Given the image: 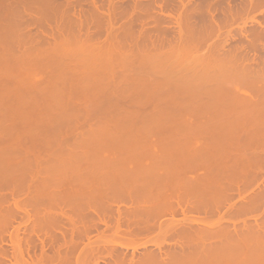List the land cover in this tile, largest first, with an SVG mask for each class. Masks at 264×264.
Listing matches in <instances>:
<instances>
[{"label": "rangeland", "instance_id": "rangeland-1", "mask_svg": "<svg viewBox=\"0 0 264 264\" xmlns=\"http://www.w3.org/2000/svg\"><path fill=\"white\" fill-rule=\"evenodd\" d=\"M51 1H53V2H50V3H52V4H50V5H47V7L49 8L48 9V11H47V9L45 10V11H47L46 13H48L47 14V19H48V21L46 22L45 20H43V21H45V22H43V23H45V24H42V26H41V23H40V26H39V24L38 25H36V23H35V25H34V23L33 22H29L28 24H29V26L26 24V23H23L22 25H21V27H19L20 25H19V23H21V20H20V22L18 23L17 21V25H19V26H16V24L14 25L15 26V28H17V29H15V28H13L14 29V31L15 30H17V33L18 34H20V32L23 34V32H24V34L25 35H27L26 33H27V31L29 30L31 33H32V35H34L35 36V34L37 35V34H40L41 35V33H42V31L44 32V31H46V32H51V33H53V35H55L54 37H55V39H54V37H50L49 38V36H53V35H51V34H49V36H47V37H45V38H47L46 39V41H43L42 39H44L45 40V38L43 37V38H41V37H39L38 35V37L37 38H35V39H33L32 37H31V33H29L28 32V35L27 36H29L30 35V37H28L27 38V36H25V38H27L30 42H32V41H34L35 40V42H32V44H30V46H29V43H27V44H24V43H22V41L21 42H16V43H13V44H8L7 42H0L1 44L0 45H4V49L6 48V49H9V48H11L12 47V49L11 50H13L11 53L10 52H5V50H1V47H0V58H3V57H1V55L2 56H4L5 58L4 59H6L7 57L9 58L10 57V55H11V57H12V59L11 58H9V61H6V60H4V59H2V60H4V61H2V62H4V64H6L5 62H7V64L8 65H4L3 63H2V65H0V67H2L0 70V92L2 91V90H5L4 92H7L6 94L3 92L2 94L0 93V95H2V97L0 96V100H1V102L0 103H2V104H0V122H2V123H0V128H2V130L0 129V151L3 153V152H5V151H2V150H5V149H2V148H4V147H9V142H10V137L12 138V136L15 134V131H16V133L17 132H19L20 134H22V132H20L18 129H19V127L22 125L23 126V124H20V122L21 123H24V121L26 120H28V122L30 121V120H33V123H34V119L36 120V123H38L37 122V120H39V119H42V124L40 125V127L39 128H44V125L46 124V122H50L49 123V125H51L50 127L48 126V128L49 129H47L46 127H45V133H48L47 131H49L50 132V129L53 127V129L52 130H54L55 128H56V130H54L53 132L55 133V131L56 132H59L60 130H61V134H62V132L64 131H66V129L68 130V132L71 130V127H72V125L75 123L76 125L79 123L80 124V121H81V123L83 122V127H79L78 125L76 126L75 124H74V126H75V129L77 128V130H75L74 129V132L73 133H75L76 131V134H74V135H72V133H68L67 132V134H66V132H65V134H63V136L64 135H67L68 137H69V135L70 136H72V138L71 137H69V139L71 138L72 140H74L73 142H75L76 140V138H77V136H78V138L80 137L81 138V134H84V133H86V131L85 130H89L91 133H93L92 131H94L95 129L94 128H96V125H98V128H99V125L100 124H103L104 122L105 123H108L109 125H110V130H112L113 131V129L115 128V126L116 125H120L121 124V127H124L123 129L121 128V130H123V131H121L120 130V127L118 128V129H116L115 128V130H117L116 131V134L115 135H117V138H118V134H117V132L118 131H121V132H124V130H125V128L127 129V125L128 126H130L131 125V127H133L134 125V123L136 124V122H137V125H135V127L137 126V128L140 126L139 124H141L142 125V122L144 123V124H146L145 123V121H147L148 122V120L149 121H151V119H152V121L155 119V122H156V124L157 125H151L152 126V128H154V127H157L156 129L154 128V130L153 131H155V130H160L161 129V131H160V133L163 135L164 134V132H165V135H163L164 137H165V141L168 139H170L169 141L167 140V142H169L170 144H173V142H175V144L177 143V145H178V142L177 141H179L181 138L183 139H181L179 142H183V143H187V144H189V142L190 141H192V146H194V147H197V145H196V142L197 141H201V142H203V144L205 143V145H206V143H207V141L206 142H204L205 141V139H209V141H210V137H208L209 135L207 134V137L205 136V134H203V133H205L206 131H207V124H211V123H209L208 122V119H207V117H208V115H206L205 114V112H204V114L207 116V117H204V116H202V117H198V116H200L199 115V113L197 112H195L196 114H198V116L195 114V115H192V112H193V114H194V109H193V111L190 113V112H187V111H185V113L187 112V114H185L183 111L184 110H178L179 112L180 111H182L184 114H185V116H183L184 114L183 113H181V115L177 112V111H174V108L176 107L175 105L176 104H174V105H172V104H170L171 103V101L173 100V102L175 101V103H176V101H178V103L180 102L181 104L182 103H184L185 104V102H188L189 100H191V103H193V106L195 105V107H196V102L192 99V97L194 96V94L195 95H199L198 97L197 96H194L193 98L196 100V97H197V99H198V102H200V104L202 103V102H204V104H206V105H208V103L211 105L212 104V106H216V105H219V102L220 101H222V102H220L221 104H223V103H229V104H226V106L227 105H231V106H233V107H240V108H238L239 110L240 109H243L244 107H246V104H248L249 102L248 101H250L251 103H249V104H252V105H250V106H252V107H248L249 106V104H248V108H253L254 107V105H255V107L257 108V109H259L260 107L261 108H263V104H264V78L262 77V76H264V29H263V27H264V0H130V1H128V0H113V2L111 1V0H92V1H94V2H92L91 0H70V1H73L74 3H72V2H70L69 4H71V6L69 5V7H70V9H72L71 11H70V9L69 8H67L66 7V2L65 3H63V0H51ZM60 1H62V3H60ZM143 1H145V2H143ZM243 1V2H242ZM263 1V2H262ZM58 2V3H57ZM81 2V3H80ZM83 2V3H82ZM99 2V3H98ZM107 2H109L108 4H107ZM143 4H142V3ZM167 2V3H166ZM246 2V3H245ZM259 2H260V4H262V5H260L259 4ZM96 4L95 6H93V4ZM103 3V4H102ZM110 3H115V8L113 7V4H110ZM136 3H137V5H136ZM184 3V4H183ZM195 3V4H194ZM214 3V4H213ZM255 3V4H254ZM39 3H37V6L39 7V5H38ZM40 4L42 5L43 4V2H40ZM55 4H57V5H55ZM126 4V5H125ZM173 4V5H172ZM180 4V5H179ZM182 4V5H181ZM187 4V5H186ZM258 4V5H257ZM53 5H55V6H53L55 9H53V7L52 6ZM59 5V6H58ZM63 5V6H62ZM65 5V6H64ZM112 5V6H111ZM143 5V6H142ZM148 5V6H147ZM166 5H168V7L166 6ZM170 5V6H169ZM201 5V6H200ZM204 5H205V7H204ZM257 5V6H256ZM51 8H50V7ZM61 6L63 7V9L61 8ZM88 6H90V7H88ZM103 8H102V7ZM137 6V7H136ZM191 6V7H190ZM213 6H214V9H213ZM255 6V7H254ZM261 6V7H260ZM57 7H60V8H57ZM87 7V8H86ZM97 7H99V8H97ZM125 7V8H124ZM160 7V8H159ZM179 7V8H178ZM233 7V8H232ZM248 7V8H247ZM65 8V9H64ZM162 8V9H161ZM216 8V9H215ZM259 8H260V10H259ZM58 9V10H57ZM61 9V10H60ZM92 9V10H91ZM94 9L96 10V11H94ZM100 9V10H99ZM125 9V10H124ZM130 9V10H129ZM205 9V10H204ZM233 9V10H232ZM51 10V11H50ZM55 10H57V11H55ZM68 10V11H67ZM83 10V11H82ZM120 10V11H119ZM133 10V11H132ZM137 10V11H136ZM197 10V11H196ZM208 10V11H207ZM238 10V11H237ZM259 10V11H258ZM54 11V12H53ZM63 11H65V12H63ZM66 11H67V14H66ZM103 11V12H102ZM104 11H105V13H104ZM109 11V12H108ZM113 11V12H112ZM139 11V12H138ZM150 11V12H149ZM152 11V12H151ZM216 11V12H215ZM245 11V12H244ZM254 11V12H253ZM53 14H52V13ZM110 12H112V13H110ZM134 12V13H133ZM196 12V13H195ZM60 13H62V15L59 14ZM65 13V14H64ZM82 13L85 15L86 14V16L84 17V15H82ZM89 13V14H88ZM91 13V14H90ZM99 13V14H98ZM107 13H108V15H107ZM111 14V17L113 18V23H109L108 21L111 19L110 17H107V16H110V14ZM226 13V14H225ZM237 13H238V15H237ZM33 14V13H32ZM52 14V15H51ZM56 14V16L55 17H53L54 15ZM68 14H69V17H67L68 16ZM70 14H71V16L72 17H74L73 19H74V22H75V24L78 22V19L76 20L75 18H79L77 15L79 14L80 16H83L84 18H86V20H88L87 22V25H89V28L87 29V28H85V30H84V28L83 27H88L87 25H85L84 26V24L86 23V21L83 19L82 21L84 22H82V24H81V22H79V26L81 25L82 26V28H80L79 27V30H80V33L78 32L79 30H78V28H77V25L78 24H76V28L74 29V27H75V24H74V22H73V20H72V17L70 16ZM104 14V15H103ZM144 14V15H143ZM150 16H149V15ZM197 14H199V15H197ZM263 14V15H262ZM35 15V14H34ZM65 15V16H64ZM90 15H91V17H90ZM131 15V16H130ZM138 15V16H137ZM207 15V16H206ZM63 17V18H61L60 19V17ZM99 16H100V18H101V16H103L101 19L99 18ZM105 16V17H104ZM115 16V17H114ZM143 16V17H142ZM210 16V17H209ZM230 16V17H229ZM239 16V17H238ZM181 17V18H180ZM209 17V18H208ZM248 17V18H247ZM49 18H51L52 20H50ZM68 18H70V19H68ZM115 18V19H114ZM149 18V19H148ZM152 18V19H151ZM228 18H229V20H228ZM245 18V19H244ZM252 18V19H251ZM8 18H6L5 19V22L3 23L2 21H0L1 23H3L2 25H7V23H6V20H7ZM62 19H66V25H67V28H65L64 29V27H66V25L65 26H63L64 24H65V21H63ZM82 19V18H81ZM80 19V20H81ZM108 19V20H107ZM135 19V20H134ZM239 19V20H238ZM8 20H10V19H8ZM61 20V21H60ZM68 20H69V22H68ZM70 20H72V21H70ZM76 20V21H75ZM134 20V21H133ZM225 20V21H224ZM57 21H58V23H57ZM110 21H112V19L110 20ZM222 21V22H221ZM236 21V22H235ZM246 21V22H245ZM9 22V21H8ZM11 22V21H10ZM24 22V21H23ZM126 22V23H125ZM179 22V23H178ZM6 23V24H5ZM52 25V23H53V26H50V24ZM61 23H62V26H61ZM64 23V24H63ZM68 23H70V24H68ZM72 23V24H71ZM90 23V24H89ZM142 23V24H141ZM176 23V24H175ZM224 23V24H223ZM243 23V24H242ZM27 25V28L26 29H24L25 28V26ZM109 24L110 25H112V29L113 28H115L116 30V33H115V35H114V30H113V32H110L112 29H110L109 28ZM136 24V25H135ZM147 24V25H146ZM187 24V25H186ZM214 26H213V25ZM10 25H11V23H10ZM12 25V26H13ZM56 25V26H55ZM59 25V26H58ZM72 25V26H71ZM114 25V26H113ZM141 25V26H140ZM156 25V26H155ZM191 25V26H190ZM195 25V26H194ZM13 26V27H14ZM35 26H37V27H35ZM61 26V27H60ZM69 26V27H68ZM169 26V27H168ZM262 26V27H261ZM8 27H9V29L11 28V26H9V24H8ZM55 27V28H54ZM62 27H63V29H62ZM195 27V28H194ZM219 27V28H218ZM39 28V29H38ZM59 29V30H57V29ZM62 30H61V29ZM71 29L72 28V30H69V29ZM107 28H109V29H107ZM192 28V29H191ZM24 31H23V30ZM53 30V32L51 31V30ZM86 29L87 30H90L89 31V33L91 32V34L90 35H92L91 37H93V38H91V40L89 41H87V42H89L88 43V46H86L87 45V42L86 41H84V40H87L89 37H87V36H89V35H87V31H86ZM92 29V30H91ZM126 29V30H125ZM186 29V30H185ZM212 29V30H211ZM20 30H22V31H20ZM35 30V31H34ZM66 31V33H67V35L68 34H72V32H73V30H77V31H74L73 32V34L72 35H77L78 36V38H76L75 37V35L73 36V38H72V35L70 34V36L68 35V39H66L67 38V35H66V33L64 32V31ZM68 30V31H67ZM94 30V31H93ZM143 30V31H142ZM252 30V31H251ZM261 30V31H260ZM11 31V30H10ZM13 31V30H12ZM38 31V32H37ZM56 33H55V32ZM59 31V32H58ZM62 31V32H61ZM82 31V32H81ZM98 31H99V33H98ZM106 31L107 32H110V33H112V36L109 34V33H106ZM145 31V32H144ZM170 31V32H169ZM226 33H225V32ZM46 32H44V33H46ZM65 33V36L63 35V37L65 38V40H67V43H69L70 45H73L72 47L69 45L68 47H65V48H69V49H64V50H62V51H60V48H61V46L62 45H64V44H66V41L63 39V37H61V38H56V35H57V37H58V35L59 34H57V33H60L61 34V36H62V33ZM76 32L78 33V34H81V36H79L78 34H76ZM100 32H101V34H100ZM125 32V33H124ZM128 32V33H127ZM139 32V33H138ZM159 32H161V33H159ZM185 32V33H184ZM250 32H251V34H250ZM16 33V32H15ZM63 33V34H64ZM85 33V34H84ZM93 33V34H92ZM103 33V34H102ZM151 33V34H150ZM262 33V34H261ZM22 34H20V35H22ZM84 34V35H83ZM161 34V35H160ZM163 34V35H162ZM166 34V35H165ZM185 34V35H184ZM256 34V35H255ZM260 34V35H259ZM44 34L42 33V36H43ZM87 35V36H86ZM95 35V36H94ZM104 35V36H103ZM112 37V39H110L111 37ZM132 35H134V36H132ZM155 35V36H154ZM222 35V36H221ZM226 35V36H225ZM60 36V35H59ZM110 38H109V37ZM119 36V37H118ZM126 36H128V38L126 37ZM136 36V37H135ZM214 36V37H213ZM219 36H220V38H219ZM69 37H70V39H69ZM83 37V38H82ZM84 37H87V39L85 38L84 39ZM101 37H103V38H101ZM126 37V38H125ZM141 37V38H140ZM247 37V38H246ZM33 40H32V39ZM41 38V40H42V42L40 41H36L37 39H40ZM76 39V41L77 42H79L80 41V43H81V40L84 42V44H86V45H84L83 44V42L81 43V45H80V43H78L77 44V42L75 41V39ZM136 38V39H135ZM144 38V39H143ZM151 38V39H150ZM252 38V39H251ZM258 38H259V40H258ZM27 39H26V41H27ZM50 39V40H49ZM56 39H57V41H56ZM59 39H60V41L62 40H64L65 42H62V45H60V47H59V43H60V41H59ZM71 39H72V41H71ZM74 39V40H73ZM110 39V40H109ZM115 39V40H114ZM128 39V40H127ZM140 39V40H139ZM192 39V40H191ZM52 40H54V41H52ZM68 40H70V42L68 41ZM127 40V41H126ZM135 40H136V42H135ZM150 40V41H149ZM216 40V41H215ZM26 41H24L25 43H26ZM29 41H27V42H29ZM75 41V43L73 44V42ZM91 41H93V44H95V42H96V44L95 45H93L92 44V42ZM108 41H110V42H108ZM137 41H138V43H137ZM227 41V42H226ZM51 43V45H50V43ZM72 42V43H71ZM221 42V43H220ZM4 43H6V45L8 44L9 45V48L8 47H6L5 46V44ZM40 43H42V44H40ZM48 43V44H47ZM54 43H56V44H54ZM108 43V45H106ZM113 44L112 46H114V49L113 48H110V46H109V44ZM126 43H128V44H126ZM186 43V44H185ZM227 43V44H226ZM53 44V45H52ZM89 44H91L90 45V51H89V49H88V47H89ZM154 44V45H153ZM255 44V45H254ZM7 45V46H8ZM14 45V46H13ZM15 45H18L19 47L18 48H16V46ZM31 47V49L28 47ZM34 46L33 48H34V50L36 49V51H38L37 53H36V51H34L33 49H32V46ZM39 45V46H38ZM46 45V46H45ZM49 45H50V47L51 48H54V47H58V49H59V52H58V50H56L55 48V50L57 51V53H55V50L54 49H52V51H50L49 49L48 50H45V47H49ZM57 45V46H56ZM75 45V46H74ZM95 47L96 45V49L98 48V47H100V48H98L99 49V51L98 50H96V49H94V50H92V52L94 53V54H97V53H99V54H102V56H101V58L102 57H104L105 55H107V54H110V52H111V56H113V57H109L111 60H109V58H108V56H106L108 59H106V57H104L105 59L104 60H109L108 61V64L110 63H112V62H114L113 63V67H112V69L110 68V70H107L106 72H105V70H104V68H102V66L101 65H103V64H100V65H98L97 67H98V69H95L96 67V64H97V62H96V64H95V66H90L89 65V67H86L87 69L86 70H89V71H87L89 74L91 73V75L92 74H94V76L92 75V77L91 78H89V80L91 81V82H89V80H88V82L89 83H94V82H97L96 84L98 85V82H101V81H103V79L105 80V78H106V76H105V78H103L102 79V77L100 78L99 76H101L104 72H105V74H107V76H109V78H107V80H106V82L107 83H109V80L111 81L110 83H112V84H114L115 85V83L116 84H120L121 85V87L120 86H118L120 89L122 88V89H124V87L127 85H129V86H131L132 84V82L134 81L133 79H136V81L138 80L136 77H138V76H141V81H142V79L144 78V80H145V78H146V82L145 83H142L140 80H138L139 82H141L139 85H140V87L142 88V91H141V88L140 89H137V87L138 86H134L135 88H136V90H138V93H137V91H136V93L135 94H139V91H141V92H143L144 91V89L143 88H147V90H148V88L152 91V89L151 88H153V90L155 91H157L158 89H160V87H162L161 85H166V84H169V86L172 84H176L177 85V87L179 88V86H181V85H178V84H181V82H189L191 85H189L188 87H187V89L190 87V86H192V88L193 87H200V89H198L197 88V92H198V94H196V93H193V95L192 96H190L191 95V92L189 93L187 90H186V88H185V92H183L184 90H182V91H180V90H176V93L175 92H173V90L174 89H172V87H170L171 89H172V92L173 93H171V89L170 90H168L167 88H168V86H164V88H166V89H164L163 91H160L161 93V97H159V95L158 94H156L155 92V94L156 95H158L157 97V99H156V97H155V101H153V102H157L158 103V100H159V103H158V105L157 106H159L160 107V105L163 107L164 106V104H165V102L164 101H166V103H168L167 102V100L169 101V104H170V108L172 109H170V108H168V105L169 104H167V107L164 109V107L166 106H164L163 107V109L165 110V112H163L164 110L162 109V112H161V110H160V112H155V113H158V114H152V110H154V108L156 107V105H155V107L152 105V104H155V103H150L149 101H147V100H150L149 98H151V97H149V98H146V100L145 99H143L144 97H146V95H145V93H147V95L149 96V94H148V92H144V97H143V94L142 93H140V95L142 94V96H141V98L143 99V100H141V102L140 101H138V104H136L137 103V101L135 100V99H133V97H132V100L134 101V102H136L135 103V105H137L138 107H139V110H140V108H145L144 110H143V112L142 111H140L141 113H139V110H137V108H135L136 106L135 105H132L131 106V102H130V104L127 102V103H125L126 101H131V99L130 98H128L127 96L129 95L130 96V93H132L133 92V88L134 87H132V92H130L131 90L129 89V94H127V93H121L120 92V94H123L124 96H125V94H127V96H126V98L124 97L123 98V96L121 95V96H119L120 94L119 93H117V92H119V90H117V92L116 91H112V93H113V99L112 100H115V98L114 97H116V98H118V96H119V98H120V100L119 99H117V100H119V101H117V103H119L120 102V105L119 106H123L122 108H124L123 110H125L126 108L127 109H129V112H128V110L126 109V111L128 112H124V113H120V111L122 110H120V111H118V114H116V112H110L109 113V110H107L108 112H106L105 110H101L100 109V111H96V109H95V111L97 112H94V110H93V112H94V114L92 113V114H90V112H88L89 110L87 109L88 108V106L90 105V98H92V97H90L89 98V96H87V98H81L80 97V95L79 94H81V93H79V94H77L76 95V97H75V94H76V92H79V90H77L76 92H75V90H76V88L78 89H81V87H79V85H78V83H77V80L79 81V79L83 76L82 75V71H84L85 70V68H84V70L80 67V69H76L77 68V66L75 67V65L72 63V62H74L75 61V64H77L78 62L80 63V61H79V57L80 58H84L85 56V54L86 53H88V55L86 54V56H90L92 53H91V48H94L93 46ZM108 46V47H106V48H108L109 50H106V52H104L105 51V46ZM122 45V46H121ZM177 45V46H176ZM223 45V46H222ZM228 45V46H227ZM40 46H41V48H40ZM45 46V47H44ZM66 46H67V44H66ZM85 46V47H84ZM92 46V47H91ZM153 46V47H152ZM186 46V47H185ZM191 46V47H190ZM215 46H217V48L215 47ZM23 49H22V48ZM49 47V48H50ZM64 47V46H63ZM76 47V48H75ZM213 47V48H212ZM224 47V48H223ZM238 47V48H237ZM25 48V49H24ZM30 50H32V52L34 51V55H35V58L36 59H40V56H42L41 54H43L44 53V55L45 54H47L48 56L50 55L51 56V54L53 53V55L55 56V57H57L56 55H58V57H59V54H61L60 55V57L63 59L64 57L63 56H65V54H66V56L69 58V56H70V54H71V56H73L74 55V57L73 58H75L76 60H78V62L76 61V60H74L73 58L71 59V58H64V62H65V60H67L68 59V66H69V68H68V66H65V64H63L64 66H60L59 67V65H60V60H61V58H60V60H56L55 59V57H53L54 59H55V61H59V63H56L54 60H51L52 59V57L50 58V60H51V62L49 61V58H45L44 56H42V59H40V60H42V62H46L47 60L49 61H47V63H49L48 65H46V63H45V65L46 66H44L43 64L44 63H42V65H40L41 64V61L39 62H37L35 59V61L36 62H33L32 60V65H29V64H31V61L30 60H28V58H29V56H28V54L30 55L32 52H30V51H28L29 49ZM103 48V49H102ZM105 48V49H104ZM116 48V49H115ZM187 48V49H186ZM220 48V49H219ZM242 48V49H241ZM18 49V50H17ZM26 49H28V50H26ZM40 49H44L43 51L41 50V51H39ZM62 49V48H61ZM100 49H102V50H100ZM128 49V50H127ZM140 49V50H139ZM215 49H216V51H215ZM227 49V50H226ZM16 50V51H15ZM20 50H21V52H20ZM69 52H68V51ZM85 50H86V52H85ZM111 50V51H110ZM116 52H115V51ZM138 50H139V52H138ZM175 50V51H174ZM4 51V52H3ZM17 51L18 52H20L21 53V55L23 56V54H25L26 56H24V57H21V55H19L20 56V58L22 59V60H18V59H15V57L13 58V53H17ZM47 51H49V52H47ZM54 51V52H53ZM87 51H89V52H87ZM95 51H96V53H95ZM107 51H108V53H107ZM110 51V52H109ZM115 52V54L116 55H114V52ZM122 51H124V53H122ZM131 51V52H130ZM232 51V52H231ZM27 52V53H26ZM45 52H47V53H45ZM51 52V53H50ZM68 52V53H67ZM83 52V53H82ZM103 52V53H102ZM113 52V53H112ZM120 52L122 53V55L120 54ZM146 52V53H145ZM214 52V53H213ZM216 52V53H215ZM19 53V54H20ZM40 53V55L39 56H37L38 54ZM62 53H63V55H62ZM91 53V54H90ZM104 53H106L104 56H103V54ZM140 53V55H138ZM18 54V53H17ZM17 54H15L16 56H18ZM37 54V55H36ZM79 54V55H78ZM144 54V55H143ZM167 54V55H166ZM215 54H217V55H215ZM14 55V56H15ZM34 55H32L31 56V58H34L33 56ZM83 55V56H82ZM93 55V54H92ZM169 55V56H168ZM19 56H18V58H19ZM76 56V57H75ZM77 56H79V57H77ZM82 56V57H81ZM93 56H95V55H93ZM92 56V57H93ZM96 56H99V55H96ZM99 56V57H100ZM117 56V57H116ZM171 56V57H170ZM209 56V57H208ZM240 56V57H239ZM26 57H28V58H26ZM57 57V58H58ZM99 57H98V59H99ZM120 57V58H119ZM163 57V58H162ZM17 58V57H16ZM46 60H44V59ZM86 58V57H85ZM84 58V61L86 60ZM90 58L91 57H89L88 58V60H90ZM100 58V60H103V58L101 59ZM156 58L158 59V60H156ZM160 58V59H159ZM205 58V59H204ZM210 58V59H209ZM214 58V59H213ZM216 58V59H215ZM247 58V59H246ZM15 59V61L17 60V62L18 61H21L20 63H21V65H20V63L19 64H17L18 65V67H19V65H20V67H21V69H20V67H19V70L17 69V66H16V64L13 62V61H11V60H14ZM24 59H27L28 61L26 62L25 61V63H24ZM30 59V58H29ZM92 59V58H91ZM98 59H96V61H98ZM115 59V60H114ZM120 61H119V60ZM134 59V60H133ZM44 60V61H43ZM81 60H83V59H81ZM93 60H95V58H93ZM103 60V62H105L106 63V61H104ZM112 60H114V61H112ZM122 60H123V62H122ZM128 60V61H127ZM163 60V61H162ZM165 60V61H164ZM205 60V61H204ZM210 60V61H209ZM213 60V61H212ZM216 60V61H215ZM219 60V61H218ZM220 60H222L221 62H220ZM225 60V61H224ZM236 60V61H235ZM29 61H30V63H29ZM54 63H53V62ZM63 61V60H62ZM72 61V62H71ZM112 61V62H111ZM127 61V62H126ZM67 62V61H66ZM71 62V63H70ZM83 62V61H82ZM86 62L87 63H93L94 64V62L95 61H93V62H88L87 60H86ZM100 62H102V61H100ZM119 62V63H118ZM122 62V63H121ZM125 62V63H124ZM130 62V63H129ZM143 62V63H142ZM168 62V63H167ZM28 64V65H26L25 66V64ZM34 63H36V65H37V63H38V66H36ZM40 63V64H39ZM51 63V64H50ZM63 63V62H62ZM73 64V65H70V64ZM78 63V64H79ZM84 63V62H83ZM83 63H82V66H83ZM99 63V62H98ZM128 63V64H127ZM163 63H164V65H163ZM207 63V64H206ZM214 63V64H213ZM220 63V64H219ZM246 63V64H245ZM0 64H1V60H0ZM24 64V65H23ZM35 66H34V65ZM56 64V65H55ZM59 64V65H58ZM115 64V65H114ZM160 64V65H159ZM211 64V65H210ZM9 65H10V67H9ZM66 65H67V63H66ZM84 65H85V63H84ZM87 65V64H86ZM85 65V66H86ZM112 65V64H111ZM123 65V66H122ZM125 65V66H124ZM210 65V66H209ZM250 65V66H249ZM6 66V67H5ZM8 66V67H7ZM42 66V67H41ZM51 66H52V68H51ZM54 66V67H53ZM56 66V67H55ZM79 66H81V65H79ZM84 66V67H85ZM101 66V67H100ZM117 66L119 67V68H117ZM144 66V67H143ZM215 66H217V67H215ZM221 66V67H220ZM24 67V68H23ZM49 67V68H48ZM58 67V68H57ZM62 67V68H61ZM70 67H71V69H73L74 71L75 70H77V71H80L81 70V76H79L80 74H79V72H77V71H75V73H74V71L73 70H71L72 72H70L69 70H70ZM73 67V68H72ZM75 67V68H74ZM104 67V66H103ZM165 67V68H164ZM198 67V68H197ZM206 67V68H205ZM211 67V68H210ZM245 67V68H244ZM247 67H248V70L249 71H251V72H249L248 70H246L247 69ZM4 68H7V69H4ZM9 68H11V69H9ZM12 68H13V70H12ZM42 68V69H41ZM79 68V67H78ZM91 68H92V71H91ZM122 68V69H121ZM123 68H126L127 69V71H126V69H123ZM160 68H161V70H160ZM210 68V69H209ZM216 69V71H215V69ZM219 68V69H218ZM223 68V69H222ZM226 68V70H224ZM23 69V70H22ZM43 69H44V71H43ZM99 69H100V71H99ZM106 69V68H105ZM152 69V70H151ZM207 70V79H208V81H209V78H208V76L209 75H211L212 74V76L215 74V73H219L220 72V70L222 69V72L224 71V73H226V72H228V71H230V69H233V71L231 70V72H233V73H242L243 75H244V73H243V69H244V72H246L245 74L246 75H248V74H250L251 76H248V77H246V78H249V77H252V76H254V73H255V76L254 77H256L255 79H254V77H252V78H250V79H254L253 81L255 82V81H257L258 80V82L257 83H255L254 84V82L252 83V84H250V85H248V84H245V85H247V87H238V84H235V79H233V80H231V78L235 75V74H233V73H231L230 74V72L229 73H227V74H230V75H233L231 78H228V79H230L231 81H235L234 83H233V85H231L232 84V82L231 81H228L229 83L228 84H226L227 83V80H218V79H215V78H218V75H220V74H222V73H219L218 75L217 74H215V76L217 75V77H213L214 79H213V81H212V79L208 82L207 80L205 81V79H204V82L205 83H203L202 81H203V79H201V78H203V77H205L206 75H205V73L203 74V77H201L200 79L202 80L201 81V83H203V84H201L200 82V84L201 85H203V86H200V84L197 82V79L202 75L201 73H199V72H206L205 70ZM229 69V70H228ZM240 69V70H239ZM12 70V71H11ZM59 70V71H58ZM101 73V75H97L99 72ZM120 70H123V71H120ZM150 70V71H149ZM160 70V71H159ZM191 70H192V72H191ZM195 72H197V73H199V74H201V75H199V74H197V75H199V76H197V79L193 76L192 78L189 76L190 74H192L194 71ZM203 70V71H202ZM219 70V71H218ZM18 71V72H17ZM57 71V72H56ZM69 71V72H68ZM94 71V72H93ZM119 71H120V73L122 74V72H123V74L124 75H120L119 74ZM236 71V72H235ZM237 71H239V72H237ZM248 71V72H247ZM40 72V73H39ZM53 72H54V74H53ZM62 72V73H61ZM76 72H77V74H76ZM84 72H86V71H84ZM83 72V73H84ZM98 72V73H97ZM109 72V73H108ZM117 72H118V75H119V77H118V75H117ZM194 72V73H195ZM50 73V74H49ZM95 73H96V75H95ZM182 73V74H181ZM187 73V74H186ZM189 73V74H188ZM214 73V74H213ZM240 73V74H241ZM21 74H24L23 76L26 78H23L22 77V75ZM52 74V75H51ZM74 74V75H73ZM104 74V75H105ZM111 74H113V76L111 75ZM126 74H129V75H126ZM149 74V75H148ZM239 74V75H240ZM253 74V75H252ZM260 74V75H259ZM56 76V77H54V76ZM84 75H87L86 73H84ZM146 75H148L147 77H148V79H147V77H145ZM183 75H187L186 76V78L185 79H179V78H181V76H183ZM193 75H196V73L195 74H193ZM238 74H236L235 76L236 77H240L241 76V78H242V75H240L239 76ZM257 75H259L260 77L258 78V76ZM28 76H29V78H28ZM62 76H64V77H62ZM80 78H79V77ZM97 76V77H96ZM117 76V78H115V77ZM123 76V77H122ZM153 78H152V77ZM75 77V78H74ZM114 77V78H113ZM167 77V78H166ZM49 78V79H48ZM61 78V79H60ZM66 78V79H65ZM72 78V79H71ZM78 78V79H77ZM93 78V79H92ZM139 78V77H138ZM150 78H151V81H150ZM154 78H156V79H154ZM184 78V77H183ZM206 78V77H205ZM245 78V77H244ZM263 78V79H262ZM122 79V80H121ZM10 80V81H9ZM13 80V81H12ZM51 80V81H50ZM59 80V81H58ZM131 81V83H130V81ZM156 80V81H155ZM215 80H218V82L220 83H218V82H214ZM261 80V81H260ZM7 81H9V82H7ZM12 81V82H11ZM15 81V82H14ZM29 81V82H28ZM41 81V82H40ZM43 81H45L44 83H51L52 85H53V83H54V85L56 84H58L59 85V89L57 90V92H56V89H54L55 90V92H54V90L53 91H44V92H42L43 90L42 89H45V88H48V87H45L44 88V86H45V84H44V86L40 89H33L32 87L33 86H35V83L37 82V83H42V84H40V85H43ZM64 81V82H63ZM68 81V82H67ZM73 81H75V82H73ZM81 81V80H80ZM124 81H126V82H124ZM128 81H129V83H128ZM149 81V82H148ZM200 81V80H199ZM212 81V82H211ZM259 81H260V83H259ZM30 82H32V86L31 87H29L31 84H30ZM33 82H34V84H33ZM87 82V83H88ZM103 82H105V81H103ZM106 82H105V84H106ZM155 82V83H154ZM168 82V83H167ZM184 82V83H185ZM197 82V83H196ZM4 83V84H3ZM7 83H9V84H7ZM13 83V84H12ZM28 83V84H27ZM36 83V84H37ZM61 83V84H60ZM73 83L75 84L76 83V86L75 87H73ZM82 83V82H81ZM92 83V84H93ZM148 83H149V85H148ZM154 83V84H153ZM166 83V84H165ZM184 83H182V84H184ZM223 83H225L226 85H228V86H226V85H223ZM237 83V82H236ZM5 84H7V85H5ZM12 86H11V85ZM17 84V85H16ZM70 84H72V85H70ZM80 84V83H79ZM91 84V85H92ZM101 84L102 83H100L99 85L101 86ZM150 84H152L151 86H150ZM156 84V85H155ZM198 84V85H197ZM219 84V85H218ZM15 85V86H14ZM18 85H19V87H18ZM38 85V84H37ZM36 85V86H37ZM40 85H39V87H40ZM48 85V84H47ZM52 85H50V86H52ZM62 85H64V86H62ZM66 85V86H65ZM77 85H78V87H77ZM81 85V84H80ZM97 85H96V87H97ZM99 85H98V91H99ZM110 84H106L105 86L106 87H108ZM114 85H112V86H114ZM124 87H123V86ZM136 85V84H135ZM157 85L159 86V87H157ZM175 85V86H176ZM185 85V84H184ZM194 85H196V86H194ZM222 87H221V86ZM237 85V86H236ZM245 85H243V86H245ZM8 87V88H6V87ZM10 86L12 87V88H15L14 90L13 89H11L10 88ZM36 86H35V88H36ZM69 86H72V88H74L75 90L73 91V94L72 93H69L71 90H67V89H71V87L69 88ZM82 86V85H81ZM86 86H90L89 84L87 85L86 84ZM94 86V85H93ZM149 86V87H148ZM157 88H156V87ZM174 86V85H173ZM174 86V87H175ZM187 86V85H186ZM185 86V87H186ZM225 86V87H224ZM240 86V85H239ZM3 87H5L4 89H3ZM28 87L29 88H32L33 90H31V89H28ZM66 87V88H65ZM96 87H94V88H96ZM102 87V86H101ZM101 87H100V89H101ZM103 87H104V85H103ZM105 87V90H107V88ZM115 87V86H114ZM116 87H117V85H116ZM177 87H176V89H177ZM182 87V86H181ZM202 87V88H201ZM225 89H224V88ZM232 87H235V88H233L234 89V93H232V94H234V96L231 94V91L233 90H231L230 88H232ZM248 87H250V88H248ZM26 88L29 90H27V92H28V97H27V95H26ZM154 88H156V89H154ZM183 88H184V86H183ZM182 88V89H183ZM210 88V89H209ZM221 88V89H220ZM230 90H229V89ZM261 88V89H260ZM19 90L18 91V93L20 92V91H22V90H25V92L26 93H24L23 95V97L21 96L22 94H21V92H20V97H18V96H16V94L17 93H14L15 91H17V90ZM50 89V88H49ZM118 89V88H117ZM194 89V88H193ZM224 89V90H223ZM256 89V90H255ZM34 90H37L38 92L37 93H35V94H29L30 93V91H32V92H36V91H34ZM47 90V89H46ZM51 90V89H50ZM63 90V91H62ZM65 90H66V93H65ZM83 90H85V89H83ZM103 90V89H102ZM102 90L100 91V92H102ZM104 90V92H106ZM149 90V91H150ZM162 90V89H161ZM199 90V91H198ZM203 90V91H202ZM206 90V92H204ZM225 90H226V92H225ZM227 90H229L230 91V93H229V91H227ZM81 91H82V89H81ZM97 91V92H98ZM164 91H166V92H164ZM180 91V92H179ZM202 91V92H201ZM220 91V92H219ZM24 92V91H23ZM22 92V93H23ZM41 92V93H40ZM59 92V93H58ZM88 92V91H87ZM93 92V91H92ZM91 92V93H92ZM95 93V91H94V93H88V95H94L95 97L96 96H98L99 94L98 93ZM103 92V93H104ZM116 92V93H115ZM128 92V91H127ZM134 92H135V89H134ZM134 92H133V94H134ZM159 91H157V93H158ZM163 92V93H162ZM186 92H187V94H186ZM192 92H193V90H192ZM201 92V93H200ZM214 92V93H213ZM226 93L227 95H228V93H229V95L231 94V96H228L227 97V95L226 94H223V93ZM15 95H14V94ZM69 93V94H68ZM75 93V94H74ZM83 93V92H82ZM86 93V92H85ZM102 93V94H103ZM119 94V95H116L115 96V94ZM150 93V92H149ZM210 93V95H208ZM215 93H216V95H215ZM223 95V99H222V95ZM37 94V95H36ZM102 94H100V95H102ZM109 94H111V91H110V93ZM134 94V95H135ZM151 94H152V92H151ZM173 94V95H172ZM189 94V95H188ZM206 94H207V96H206ZM213 94V95H212ZM218 94V95H217ZM60 95V96H59ZM66 95H68V96H66ZM79 95V97L80 98H78L77 96ZM82 95H84L85 96V94H82ZM87 95V94H86ZM90 95V96H91ZM98 96L99 98L98 99H96L95 98V102L94 101H92V102H94V104L96 103V102H98L99 101V103L98 104H101V102H103V99L101 98V96ZM104 96L105 95H107V93L106 94H103ZM134 95H132V96H134ZM170 97V96H174L175 97V100L173 99V98H171V101L168 99V96ZM200 95L202 96V97H200ZM212 95V96H211ZM220 95V96H219ZM14 96V97H13ZM63 96V97H62ZM70 96V97H69ZM93 96V97H94ZM108 96V95H107ZM105 96L106 97V99L110 96ZM112 96V95H111ZM110 96V97H111ZM138 96V95H137ZM147 96V97H148ZM166 98H164V97ZM216 96L217 97H219L218 99H216ZM228 99V100H225L226 98ZM239 97V98H236V97ZM16 97H18L19 98V100H18V98H16ZM25 97V98H24ZM57 97V98H56ZM59 97V98H58ZM62 97V98H61ZM65 97V98H64ZM86 97V96H85ZM103 97V96H102ZM131 97V96H130ZM140 97V96H139ZM4 98H5V100H4ZM15 98V99H14ZM28 98V99H27ZM134 98H136V96H134ZM159 98H161V99H159ZM200 98V99H199ZM241 98H242V100H241ZM105 99V100H106ZM124 99V101H122V100ZM126 99H129V100H126ZM137 99V98H136ZM139 100H140V98H138ZM152 99V98H151ZM162 99H163V101H162ZM221 99V100H220ZM263 99V100H262ZM22 100V101H21ZM153 100H154V97H153ZM206 100H207V102H206ZM215 100V102H217L215 105H214V103L215 102H213ZM217 100V101H216ZM225 100V101H224ZM46 101V102H45ZM143 101V102H142ZM146 101V103H144ZM162 101V102H161ZM224 101V102H223ZM262 101V102H261ZM45 102V103H44ZM86 102V103H85ZM89 103V105L87 106V104ZM133 102V103H134ZM139 102L141 103L140 105H139ZM211 102V103H210ZM253 102H254V105H253ZM257 102H258V105H257ZM29 103V104H28ZM59 103H60V105H59ZM76 103V104H75ZM84 103L86 104V109H85V111L86 112H88L89 114L88 115H90V116H88V117H86L85 119L83 118V117H85V115L84 114H86L82 109L85 107V105H84ZM104 103V102H103ZM122 103H125L124 105H126V106H124ZM177 103V104H178ZM195 103V104H194ZM232 103V104H231ZM239 103V104H238ZM243 103V104H242ZM256 103V104H255ZM260 103L262 104V105H260ZM75 104V105H74ZM105 104V103H104ZM103 104V105H104ZM163 104V105H162ZM198 104V103H197ZM204 104H202V105H204ZM221 104L219 105V106H221ZM78 105L79 106H83L84 105V107L83 108H81V110H82V112H84V113H78V111H76L75 109V111L77 112V113H75V111L74 110H72L73 109V107L75 106V107H78ZM92 105H93V103H92ZM128 105V106H127ZM141 105H142V107H141ZM172 105V106H171ZM202 105H200V106H202ZM206 105H204V108H206L207 106ZM225 105V104H224ZM20 106H22V107H20ZM37 106H44V108L43 107H40V109H39V107H37ZM93 106H95V105H93ZM93 106H91V107H93ZM96 106H98L97 104H96ZM105 106V105H104ZM135 106V107H134ZM147 106H149V107H147ZM154 108H153V107ZM173 106H174V108H173ZM178 106V105H177ZM182 106V105H181ZM200 106H199V108H200ZM206 106V107H205ZM211 106V107H212ZM2 107V108H1ZM18 108V111H17V108ZM30 107H33L32 108V110H34V109H36V107H37V109H39V111L37 112V109L36 110H34V112L33 111H31L30 109ZM35 107V108H34ZM74 107V108H75ZM90 107V108H91ZM99 107V106H98ZM100 107H103V106H100ZM126 107V108H125ZM129 107V108H128ZM161 107V108H162ZM210 107V106H209ZM230 107V106H229ZM242 107V108H241ZM246 107V108H247ZM254 107V109L256 110V108ZM4 108V109H3ZM16 108V109H15ZM20 108V109H19ZM23 108V109H22ZM28 108V109H27ZM30 108V109H29ZM80 108H78L77 110H79ZM104 108V107H103ZM107 108H110V107H107ZM133 108V109H132ZM146 108H148V109H146ZM152 108V110L150 111V109ZM167 108H168V110H167ZM176 108H179L180 109V104H179V107H176ZM197 108L198 107H196V111H197ZM198 108V110H200L201 108H203V106L199 109ZM203 108V109H204ZM213 108V107H212ZM231 108V107H230ZM2 109V110H1ZM26 109V110H25ZM93 109V108H92ZM92 109H90V111H92ZM106 109V108H105ZM112 109V108H111ZM170 109V110H169ZM234 109V108H233ZM232 109V112H234V110H236V109H234L233 110ZM253 109V110H254ZM7 110V111H6ZM20 110V111H19ZM24 110V111H23ZM113 110V109H112ZM111 110V111H112ZM147 110V111H146ZM177 110V109H176ZM239 110H236V111H239ZM244 110V109H243ZM252 110V111H253ZM254 110V111H255ZM115 111V110H114ZM151 112V114H150V112ZM201 111V110H200ZM231 111V110H230ZM235 111V112H236ZM253 111V113H255ZM259 111H261V110H258V112ZM3 112V113H2ZM23 112V113H22ZM81 112V111H80ZM244 111H240V113H242V114H244L243 113ZM245 112H247V109L245 110ZM256 112H257V110H256ZM18 113V114H17ZM112 113V114H111ZM115 113V114H114ZM120 113V114H119ZM178 113V114H177ZM190 113V114H189ZM202 113V112H201ZM239 113V112H238ZM249 113L250 112H247V114H246V118L248 119L250 116L251 117H253L254 118V116H252V114L249 116ZM262 113V112H261ZM79 114V115H78ZM108 114H110V116L108 115ZM204 114H201V115H204ZM232 114V113H231ZM231 114H229L230 116H231V118H232V115ZM235 114V113H234ZM6 115V116H5ZM82 115H84V116H82ZM152 115V116H151ZM176 115H178V116H176ZM191 115V116H190ZM241 115V114H240ZM239 115V116H240ZM245 115V114H244ZM264 115V114H263ZM82 116V117H81ZM113 116H115V117H113ZM151 117V118H148V117ZM155 116V117H154ZM238 115H234V117H237ZM242 116V115H241ZM240 116V118H242L241 120H244L245 118L244 117H241ZM249 116V117H248ZM258 116V115H257ZM256 116V117H257ZM2 117V118H1ZM5 117H6V119H5ZM111 117H113V118H111ZM148 119H147V118ZM165 119H164V118ZM172 117V118H171ZM175 117V118H174ZM181 119H180V118ZM204 117V118H203ZM250 117V118H251ZM254 118V120H255V122H256V119L258 118ZM262 117V116H261ZM264 117V116H263ZM77 118H78V120H77ZM121 118V119H120ZM146 118V119H145ZM177 118V119H176ZM184 118V119H183ZM201 118V119H200ZM205 118H206V120H205ZM240 118H238V119H240ZM244 118V119H243ZM44 119L46 120V121H44ZM106 119H107V122H106ZM109 119H111V120H109ZM116 119H117V121H116ZM144 119V120H143ZM160 121H159V120ZM186 119V120H185ZM262 119V118H261ZM261 119H257V122L259 121V120H261ZM17 120V121H16ZM47 120H49V121H47ZM77 120V121H76ZM84 120V121H83ZM115 120V121H114ZM168 120V121H167ZM169 120H170V122H169ZM172 120V121H171ZM173 120H174V122H173ZM200 120V121H199ZM237 120V119H236ZM241 120H239V121H241ZM253 120V121H254ZM113 121V122H112ZM121 121H122V123H121ZM126 121V122H125ZM142 121V122H141ZM213 121H215V120H213ZM213 121H212V123H213ZM218 121V123H220L221 121L220 120H217ZM216 121V122H217ZM264 121V120H263ZM18 122H19V125L17 126V124H18ZM31 122V121H30ZM29 122V123H30ZM41 122V121H40ZM44 122H45V124H44ZM76 122H78V123H76ZM100 122H102V123H100ZM125 122V125L123 124ZM159 122V123H158ZM169 122V123H168ZM184 122V124H185V122L188 124H191V123H196L194 126H198L197 124H199V125H203V126H200V128L201 129H196V127H194L192 130H195L196 129V131H197V134H195L196 132L194 131V132H192L191 130H190V128H189V130L188 129H184V130H186L185 131V133H183L184 132V130L183 129H180L181 128V125H183V124H181V123H183ZM200 122V123H199ZM207 122V124H205ZM216 122H214L215 124H216ZM241 122H243V121H241ZM5 125H4V124ZM15 124L16 125V127L14 126V125H12V124ZM32 123V122H31ZM100 123V124H99ZM104 123V124H105ZM119 123V124H118ZM133 123V124H132ZM139 123V124H138ZM149 123V122H148ZM153 123V122H152ZM163 123V124H162ZM172 123V124H171ZM177 125H175V124ZM202 123H204V124H202ZM1 124H3L4 126L3 127H6L5 128V130H4V128L1 126ZM61 124V125H60ZM96 124V125H95ZM103 124V125H104ZM122 124L124 125V126H122ZM130 124V125H129ZM149 124H151V123H149ZM159 124H161L162 125V128L160 127V129H159V127H158V125ZM189 124H188V126H189ZM14 126L13 128L11 127V126ZM25 125H27V127L29 128V127H31V126H28L29 124L28 123H24V126ZM31 125V124H30ZM43 125V126H42ZM48 125V124H47ZM46 125V126H47ZM94 125V126H93ZM115 125V126H114ZM139 125V126H138ZM165 125V126H164ZM179 125H180V127H179ZM204 125H206V126H204ZM212 125V124H211ZM209 126L210 128H212L213 127V125L212 126ZM236 125V124H235ZM7 126L9 127L8 129H10L8 132L6 131V130H8L7 129ZM21 126V127H22ZM23 126V127H24ZM81 126H82V124H81ZM105 126V125H104ZM114 128H113V127ZM150 126V127H151ZM172 126L173 127H175V128H172ZM187 126V127H188ZM190 126H192L193 127V125H190ZM217 126V125H216ZM218 126H220V124H218ZM218 126L216 127V128H218ZM26 127V126H25ZM24 127V128H25ZM26 127V128H27ZM34 127V126H33ZM35 127H36V125H35ZM65 129H64V128ZM92 127V128H91ZM165 127V128H164ZM185 127V126H184ZM183 127V128H184ZM186 127V128H187ZM204 127V128H203ZM209 127H208V129H209ZM215 127V126H214ZM213 127V128H214ZM221 128H222V126H220ZM233 128L232 129H234L235 127L234 126H232ZM255 126H252V128H254ZM16 128H18L17 130H16ZM24 128H23V130H24ZM27 128V129H28ZM37 128H38V126H37ZM39 128L38 129H35V130H39ZM69 128V129H68ZM78 128H79V130H78ZM90 128H91V130H90ZM101 128L103 129V127H102V125H101ZM100 128V129H101ZM165 130H164V129ZM199 128V127H198ZM212 128V131H211V129H210V131L211 132H214V129ZM220 128V129H221ZM58 129H60L59 131H58ZM99 129V130H100ZM106 129H107V127H106ZM131 129V128H130ZM136 129V128H135ZM164 130V132H163V130ZM175 129V130H174ZM204 129H206V130H204ZM219 129V128H218ZM231 129V130H232ZM248 129V128H247ZM11 130L13 131V132H11ZM31 130V129H30ZM35 130H33L32 129V131L34 132ZM37 131V133H39V132H42L41 134H40V136L42 135L43 136V134H44V132L43 131ZM51 130V131H52ZM73 130V129H72ZM72 130L70 131V132H72ZM104 130H105V127H104ZM109 130V129H108ZM107 130V131H108ZM109 130V131H110ZM115 130H114V132H115ZM152 130V129H151ZM169 130V131H168ZM181 130V131H180ZM182 130H183V132H182ZM189 132H188V131ZM223 131H224V129H222ZM227 130V129H226ZM229 130V129H228ZM249 130H251L250 128H249ZM7 133H6V132ZM26 131V130H25ZM28 132H29V129L27 130ZM27 131H26V133H27ZM32 131H30V132H32ZM95 131H97V128H96V130ZM111 131V132H112ZM126 131V130H125ZM128 131H129V129H128ZM168 131V132H167ZM173 131H177V133L176 132H173ZM203 131V132H202ZM210 131H208V132H210ZM217 131V129H215V132ZM220 131V130H219ZM252 131H255V129H252ZM5 132V133H4ZM10 132V133H9ZM32 132V135H35L34 133ZM83 132V133H82ZM88 132V131H87ZM120 132V133H121ZM159 132V131H158ZM158 132L156 133V132H154L155 133V137H156V134H158ZM163 132V133H162ZM172 134H171V133ZM190 132H191V134H190ZM202 135H200L199 133ZM210 132V133H211ZM218 132V131H217ZM12 133H14V134H12ZM26 133H25V135H26ZM36 133V132H35ZM53 133V134H54ZM81 133V134H80ZM89 133V132H88ZM100 133V132H99ZM107 133H110V132H107ZM119 133V134H120ZM154 133L153 134H151V136H153V137H150V139H152V140H155V138H154ZM159 133V134H160ZM223 133V132H222ZM222 133H220L221 134V136L220 137H222ZM239 133H242V132H239ZM12 134V135H11ZM20 134H18V136L20 135ZM24 134V133H23ZM30 134V133H29ZM49 134V133H48ZM58 134V133H57ZM56 133H55V136H54V138L55 139H57V135ZM60 134V135H61ZM122 134V133H121ZM120 134V135H121ZM124 134H126V133H124ZM158 134V135H159ZM186 136H185V135ZM187 134H188V136H187ZM224 134V133H223ZM31 134L29 135V136H31V137H35V136H32ZM57 135V136H56ZM60 135L58 136V137H60ZM88 135H90V134H88ZM97 135H98V137H101V138H99V141L101 140L102 142H104V141H106L105 143L106 144H104L105 146L107 145L108 147L111 145V143H109V139H111V141L115 138V135L113 134V136L111 135V133H110V135L112 136V137H108L107 136V134H106V131H104V132H102L101 134H96V138H95V140H98V137H97ZM119 135V141L121 142H123V143H120L119 141H116V142H119V144L121 145V144H125V139L124 138H126V136L125 135H123V137L122 136H120ZM150 135V134H149ZM158 135H157V137H158ZM161 135V137L163 138V136ZM169 135V136H168ZM177 135V136H176ZM197 135V136H196ZM200 135V136H199ZM212 135V134H211ZM216 136V133L215 134H213L211 137L214 139V137ZM217 135H219V133L217 134ZM238 135V134H237ZM237 135H236V138H237ZM18 136H17V134H16V137L13 139L15 142H16V138H17V142H18ZM23 136V135H22ZM28 135H27V137H29ZM52 136V135H51ZM85 136H87V135H85ZM90 136H92V135H90ZM160 136V135H159ZM170 136H171V138H170ZM241 136H243V135H241ZM27 137H25V139H27L28 140V138ZM37 137H39V136H37ZM44 138H45V135L43 136ZM48 137H49V135H48ZM48 137H46V140H48L49 141V138ZM66 137V136H65ZM68 137H66V140H67V138ZM74 137H76V138H74ZM88 137V136H87ZM120 137H121V139H120ZM132 136H128V140H130V138H131ZM149 137V136H148ZM156 137V138H157ZM161 137H158L157 139H159V138H161ZM180 137V139L178 140V138ZM184 137V138H183ZM187 137V138H186ZM204 137V138H203ZM206 137V138H205ZM219 137V138H220ZM22 138V137H21ZM21 138L19 139V141H21ZM61 138H63L62 137V135H61ZM78 138H77V142L79 141L78 140ZM86 138V137H85ZM85 138L84 137H82L81 139H84L85 140ZM93 138V139H94ZM113 138V139H112ZM117 138H115L116 140H117ZM195 138V139H194ZM199 138V139H198ZM216 139H219L218 138V136L217 137H215ZM8 139V140H7ZM22 139H24V138H22ZM37 140V138H32V141H34V140ZM39 140H37L38 142L41 140L40 138H38ZM43 139V138H42ZM55 139H54V141L52 142V140H51V142H46V144H48L49 145V143H51V145L49 146V147H51L52 146V144H53V146H55V149H51V151H49L47 148H49V147H47L46 146V144L44 145V143L41 145V147H39L40 149H38V147H36V146H40L37 142V145H36V143H35V145L36 146H32V147H30V148H32L31 150H28L29 151V153H30V156H31V154H33V156L37 153V152H43L42 154H41V156H43V158H45V156L48 158H50L51 159V157H53L52 155H56L57 157L58 156H62V155H60V153H61V151H62V143H63V147H66L67 146V143L68 142H66V144H65V141L64 142H61L60 143V148L61 149H59L58 148V146H56L55 144L56 143H59V142H55ZM68 139V141L70 142V140ZM80 139V140H81ZM123 139V140H122ZM138 139H140V137L138 138ZM186 139H189V142H184V140H186ZM207 139V140H208ZM213 139L211 140V141H213ZM235 139V138H234ZM234 139H232L233 140V142H234ZM242 139V138H241ZM12 140V141H13ZM29 140H30V138H29ZM45 139H44V141H46ZM57 140H61V139H57ZM71 140V141H72ZM125 140V141H124ZM161 140H163V142H164V138L163 139H161ZM221 140V138L218 140L219 142H221L220 141ZM5 141H6V143H5ZM42 141V140H41ZM40 141V142H41ZM62 141H63V139H62ZM88 141V140H87ZM94 141V140H93ZM132 141V139L130 140V142ZM159 141V140H158ZM171 141H173V142H171ZM208 141V142H209ZM210 141V143H212ZM215 141V143H216V141L217 140H214ZM213 141V142H214ZM223 141V140H222ZM240 140H237V141H235V143H237V144H239L240 142H239ZM4 144H3V143ZM9 144H8V143ZM23 142H25V140L23 141ZM22 142V143H23ZM27 142V141H26ZM54 142H55V144H54ZM72 142V143H73ZM91 142H92V139H91ZM115 141H114V144L116 143ZM129 142V143H130ZM218 142V143H219ZM223 142H225V144H226V142H227V144H228V141H223ZM232 142V143H233ZM29 143H31V140L30 141H28L27 142V144L29 145ZM33 144H34V142H32ZM76 143V142H75ZM74 143V144H75ZM79 143V142H78ZM112 143H113V141H112ZM129 143H127L126 142V146L125 145H121L120 147L122 148V149H124L125 147H127V145L129 144ZM182 143V147L184 146V144ZM216 143V145H218V146H215L214 147V149L216 148H218L216 151H221L220 149H222L223 147L224 148H226L225 147V145L223 146V143L221 142V143ZM242 143V142H241ZM8 144V145H7ZM18 144L19 143H17V146H18ZM64 144L66 145V146H64ZM71 144V143H70ZM110 144V145H109ZM170 144H168V145H166V146H169ZM194 144V145H193ZM197 144H199V146H200V144L201 143H198L197 142ZM214 144V143H213ZM213 144H210L209 145V147H211L212 146V148H213V146L215 145H213ZM226 144V145H227ZM230 144H231V141H230ZM5 145V146H4ZM11 145V144H10ZM14 145V144H13ZM15 145H16V143H15ZM27 145V146H28ZM57 145H59V144H57ZM69 145V144H68ZM81 145V144H80ZM113 145V144H112ZM116 145V144H115ZM117 145H118V143H117ZM130 145V144H129ZM173 145L175 148H173L174 150L177 148V147H179V148H181V149H179V148H177V149H179L178 150V152H177V150H175V153L177 152V153H184L185 151H186V149L188 148H186V146H185V151H184V147L182 148L181 147V144L180 145ZM191 145H188L189 146V148H190V150L189 151H192L191 150ZM204 145V146H205ZM208 145V144H207ZM207 145H206V147H207ZM233 146H234V144H232ZM70 146V145H69ZM69 146H67L66 148L69 150ZM100 146H102L101 147V151L99 152V150H97V151H94V150H96V149H94L93 151L94 152H97V154L98 153H100V157L101 156H103V158L101 157V159H99L100 157H97V156H94V154L92 155V156H89V153H87V156H89V157H87L86 155H84V156H86L87 158L85 159V160H82V159H84V158H81V160L82 161H85V163L84 162H82V161H79L80 163H83L82 164V166H79V164H78V168H76L75 166H77L76 164L73 166H71V164L75 161H71V160H69L70 162H72V163H70V162H68L64 157H63V159H65V161L66 162H68V163H70V165L68 166V163H65V164H67V168H65L66 169V171H63V170H61L60 168H58L57 166V168H58V170H53V171H51L50 170V173H52V174H50V175H53V173H59V175L61 176V171L62 172H66L67 174H68V176H70V175H72V174H74L73 172H75L76 174H74L73 176H79V175H85V177H87V181L88 180H90L89 178H88V176L89 177H91V175H92V177L93 178H95L94 176H95V174H97L96 176H98L99 175V177H100V179L103 177V179L104 178H107V176H109L110 177V174H109V172L111 173L112 171L114 172V175L116 174H119V172L121 173L123 170H121V169H123V168H125L124 169V171H126V170H128V171H126V172H132V170L134 171V170H138V171H142V172H145L143 169H144V167L145 166H151L152 165V162L153 161H151V160H145L144 162H142V166H140V164H135V162H127V161H125V157H123V158H121L122 156H124L123 154H124V150L126 151V148L123 150V154H121V152H122V150H120L121 148L119 147V150L118 151H120L119 153H118V151L116 150L115 151V149L114 150H110V149H105V148H108L107 146L104 148V146H103V144L102 143H100ZM119 146V145H118ZM171 146V145H170ZM172 146V147H173ZM177 146V147H176ZM198 146V147H199ZM223 146V147H222ZM235 146H236V144H235ZM6 147V150H8V148ZM11 148H12V150H14L15 149V147L14 146H10ZM19 147V146H18ZM17 147V148H18ZM27 148V149H30V148ZM34 147H35V149H34ZM73 147H75L76 148V146H74L73 145ZM72 147V148H73ZM85 148H86V146H84ZM112 146H110V148H111ZM113 147H116V146H114L113 145ZM193 147V148H194ZM198 147H197V150H198ZM209 147H207V148H209ZM222 147V148H221ZM264 145L262 146V147H257L256 148V150H257V152H256V154H258V155H264ZM11 148H10V150H11ZM14 148V149H13ZM16 148V149H17ZM20 148H21V146H20ZM20 148H18L19 150H20ZM22 148H24V145H22ZM53 148V147H52ZM70 148H71V146H70ZM80 148V149H79ZM78 148V145H77V148L76 149H79L78 151L80 152V150H82L81 148H83V146H80ZM102 148H104L106 151L104 152V150L102 149ZM160 148H162V146L160 147L159 146V148H158V146H157V149H160ZM199 148H203V147H199ZM205 148V147H204ZM206 148V149H207ZM224 148L222 149V150H224ZM262 150H261V149ZM25 149V152H26V148H24ZM58 149V150H57ZM84 149V148H83ZM87 150H89L88 148H86ZM85 149V150H86ZM112 149V148H111ZM172 149V150H173ZM10 150H8V151H10ZM11 150V151H12ZM22 150L23 149H21V153H22ZM36 150H37V152H36ZM42 150H44V151H42ZM56 150L57 151H59V152H56ZM61 150V151H60ZM67 150V151H68ZM71 150V149H70ZM128 150V149H127ZM209 150H210V148H209ZM213 150V149H212ZM234 150H235V148H234ZM255 150V151H256ZM36 153H35V152ZM91 154H92V148H91ZM109 151V152H108ZM110 151H111V153H110ZM180 151V152H179ZM216 151H214V153L216 152ZM233 151V150H232ZM13 152V151H12ZM70 152V151H69ZM73 152L75 153V152H77V151H74L73 150ZM72 152V153H73ZM85 152V151H84ZM84 152H80V153H84ZM104 152V153H103ZM192 152H194V153H197V151H195V149L192 151ZM211 152V151H210ZM209 151L207 152V153H205V151H204V153L205 154H208V153H210ZM222 152V151H221ZM235 152H237L236 150H235ZM251 151H248V153L247 154H249ZM2 153L0 154V161L1 162H3V163H1L0 162V170H2V169H4V168H7V166H8V163H7V161H5L4 159H2V157H4L5 156V159H6V154H3L2 155ZM6 153V152H5ZM23 153H24V150H23ZM28 153V152H27ZM28 153V154H29ZM52 155H51V154ZM54 153H56V154H54ZM175 153H170L169 155H172L173 157H174V159L172 160V162L173 163H170V162H168V161H170L171 160V156H169L170 157V160H168L167 158V162H168V164H169V166L170 167H172V168H169V167H161V170L163 169V171H166V169L168 170H173L174 169V167L173 166H175V163H176V165H177V162L178 161H176L178 158H175V156L177 155H175ZM183 153L181 154V155H183ZM185 153H187V154H185V155H188L189 154V152H188V149H187V151L185 152ZM193 153V154H194ZM200 153H202L201 151H200ZM200 153L198 152L197 154H199L200 155ZM204 153H202L203 155L202 156H204L205 154ZM214 153H211V154H214ZM220 153V152H219ZM255 153V152H254ZM10 154V152H8V155ZM38 155H39V153H37ZM62 154V153H61ZM90 154V155H91ZM175 156H174V155ZM179 154V156H181ZM95 155H96V153H95ZM122 155V156H121ZM190 155H192L191 154V152H190ZM231 155H233V153L231 154ZM230 155V156H231ZM37 156V155H36ZM40 156V157H41ZM55 156V157H56ZM118 156H120V158L118 157ZM179 156H177V157H179ZM234 156H235V153H234ZM32 157V156H31ZM31 157H29L30 159H31ZM39 157V158H40ZM68 157V156H67ZM66 157V158H67ZM83 157V156H82ZM133 157H135V156H133ZM43 158H41V159H43ZM43 159L42 160V163L44 162V161H46V160H48V159ZM94 158V159H93ZM119 158V159H118ZM125 158V159H124ZM230 158H233V156H231ZM7 159H9V157H7ZM6 159V160H7ZM28 159V158H27ZM33 159V158H32ZM53 159H54V157H53ZM88 159V160H87ZM122 159H124V160H122ZM165 159V160H166ZM176 159V160H175ZM10 160V159H9ZM8 160V161H9ZM73 160V159H72ZM76 160H79V159H76ZM94 160V161H93ZM164 160V164H163V166L165 165V163H166V165L168 166V164H167V162ZM174 160H175V162H174ZM178 160H180V159H178ZM88 161H90V162H88ZM123 161V162H122ZM162 162L161 163H163V160H161ZM229 161H233V160H229ZM228 161V164L226 163L225 165H223V169H233L234 167H233V162L232 163H230ZM28 163V160L26 161L25 160V162L24 163ZM32 162H34L33 160H32ZM31 162V163H32ZM41 162V161H40ZM47 162V161H46ZM45 162V163H46ZM75 162H77V161H75ZM122 162V163H121ZM127 162V163H126ZM180 162H182V163H180ZM180 162H178V165L180 164H184V162L183 161H180ZM41 163V166H43L44 167V165L45 164H42ZM88 163V164H87ZM100 163H101V166H100ZM116 163H118V164H116ZM161 163L159 162V164H160V166H161ZM28 164H30V163H28ZM92 166H91V165ZM116 164V165H115ZM242 164V163H241ZM254 164V163H253ZM2 165V166H1ZM10 165L11 164H9V167H10ZM33 165H36V164H34L33 163ZM81 165V164H80ZM94 165V166H93ZM96 165V166H95ZM103 165V166H102ZM165 165V166H166ZM5 166V167H4ZM71 166V167H70ZM89 166V167H88ZM122 166V167H121ZM123 166H125V167H123ZM127 166V167H126ZM240 166V167H239ZM8 167V170L11 168H9ZM42 167V168H43ZM83 168L82 170H84V171H81V168ZM94 167V168H93ZM103 167V168H102ZM119 167V168H118ZM143 167V168H142ZM175 167H178V166H175ZM242 166L240 165V163H238V167H235L237 170H239V168H241ZM255 167V169L257 168L256 166H254ZM261 167H263L262 168V172L260 173V176L254 181V182H252V185L248 188V191L246 190V191H244L243 192V190L244 189H242V187H240L241 188V190L240 191H238L236 188L232 191V192H230V194L231 193H234V194H231L229 197V200H227V201H225L224 203H223V205L221 206L222 208H220L219 210H218V212H217V210L216 211H213V212H209V213H207V214H205L204 212L203 213H196V212H194V211H191V208H189V206H188V204H190L191 202H195L196 200H194L195 198L194 197H192V195H189L188 196V198H186V199H179V198H175L174 200V202H176L177 203V201H182L181 203H183V204H181L182 205V207H184L185 209L187 208V210H188V208H189V210L185 213L186 214V217L183 215V214H181V211H178L177 212V214H175L174 215V220L176 221V222H183V223H185L184 221H183V219L184 218H188L189 220H191L190 221V224H191V226H192V228H194V230H195V232L199 235V236H201L200 238H202V236H203V239H199L198 241H200V242H202L201 244L203 245L204 243L206 244V246H208L209 244H212L213 242H214V244H212V245H217V246H228V242H229V239L227 238V236H226V234L224 233V231H222L221 229H224L225 227H232L231 229H230V232L232 233V235H233V233H234V235H233V237H232V239H230V241L232 242H235L236 241V243L234 244V245H231L232 243H230V245L229 246H234L235 247V249H236V247H238L237 248V250H241V251H245V252H242V253H246V251L248 252L249 250L251 251V250H264V165L263 166H261ZM45 168V167H44ZM90 168V169H89ZM92 168V169H91ZM96 168V169H95ZM121 168V169H120ZM128 168V169H127ZM164 168H166V169H164ZM234 168V169H235ZM250 168H253V167H250ZM18 169V168H17ZM30 171H32V170H34V169H36V166H33L32 167V164H30ZM53 169V168H52ZM59 169H60V172H59ZM67 169H68V171L69 172H67ZM78 169V170H77ZM90 171V173L89 172H87L88 170ZM101 169H102V171H101ZM119 169V170H118ZM199 169V170H198ZM220 169H222V167L220 168ZM222 169V170H223ZM225 169V170H226ZM29 170V169H28ZM43 169H41V171H40V174H42V173H44L43 171H42ZM77 170V171H76ZM80 170V171H79ZM87 170V171H86ZM94 170V171H93ZM116 170V171H115ZM191 171H190V173H189V175H188V177H190L191 176V178H195L196 179V177L197 178H199V177H201V176H203V174L205 173V171L206 170H209L208 168H203V166H199V167H196V168H192V169H190ZM204 170V171H203ZM253 170H254V168H253ZM14 171H16V173H14L13 175H11L12 173V168H11V172H10V170L9 171H7V172H9L8 174H6L5 175V177H4V175H3V179H2V181L4 180V179H6V182H9V181H11V182H15L16 184H15V186H17V182L19 181H21V176L19 177V178H17L20 174V172H22L21 170L19 171V169L18 170H14ZM17 171L19 172V173H17ZM91 171H93V172H95V173H93V174H91L92 172ZM119 171V172H118ZM79 172H81V174H79ZM82 172H84V174L82 173ZM87 173V175H86V173ZM101 172L102 173H107V174H109V175H107L106 174V176L103 174H101ZM116 172H118V173H116ZM142 172H139V173H142ZM159 172H162V171H159ZM55 173V174H56ZM64 173H62V174H64ZM65 173V174H66ZM136 173V172H135ZM138 172H137V175L139 174ZM15 174H19V175H17V176H15ZM40 174H38V176L40 175ZM55 174H54V177H55ZM89 174H91V175H89ZM113 174V173H112ZM143 175H144V173H142ZM22 175V174H21ZM42 175H44V174H42ZM102 175V176H101ZM12 176V177H11ZM41 176V175H40ZM39 176V177H40ZM105 176V177H104ZM144 176H146V175H144ZM14 177V178H13ZM58 177V176H57ZM91 177V180L93 179ZM99 177H96L95 179H96V181H99V180H97ZM15 179V181H13L12 179ZM1 179V178H0ZM18 179H20V180H18ZM29 179H31V175H28V180ZM81 179H83V178H81V176H80V179H79V182H81L82 180ZM103 179H101V180H103ZM81 180V181H80ZM84 181L86 180V179H83ZM0 182H1V180H0ZM83 182V181H82ZM78 183V182H77ZM76 183V184H77ZM79 184V183H78ZM77 184V185H78ZM8 187H10V188H8ZM8 187L7 186H5V188L3 187V189L0 187V189H2V190H0V192L1 193H3V190H5L4 192L5 193H3V194H1L0 193V196H1V198H0V216L3 214V212H5L7 209H8V207H10V206H12V203H13V198H19V197H17L16 195L14 196V195H11V193H10V189L11 188H13L14 187V184H9L8 185ZM252 188V189H251ZM6 190H8L9 191V193L8 194H6L7 192H6ZM238 192V193H237ZM252 192V193H251ZM260 192H262V193H260ZM7 196H6V195ZM256 194V195H255ZM263 194V195H262ZM5 196V198H3L2 199V197H4ZM10 196V197H9ZM20 196V195H19ZM256 197L257 196V198H259L258 199V201H259V204L261 203L262 205H263V208H261L262 207V205L259 207L260 209L258 210L257 209V211H254V212H252V214L251 213H247V214H245L244 215V213H242V215H241V213H239V215H238V213L235 215L234 213H236L235 212V210H233L234 208L237 210V208L238 207H240L241 206V204L244 202V199L246 200V201H250V199H253V197ZM23 198L25 197V196H22ZM21 196H20V198L19 199H21L22 198ZM190 197H192L193 199H191ZM250 197V198H249ZM263 197V198H262ZM22 198V199H23ZM239 198V199H238ZM6 199V200H5ZM177 199V200H176ZM255 199V198H254ZM260 199H263V200H261L262 202H260ZM3 200V201H2ZM5 200V201H4ZM233 201V202H232ZM235 201V202H234ZM242 201V202H241ZM229 202V203H228ZM9 203V204H8ZM119 203V202H118ZM121 203V202H120ZM175 203V204H176ZM186 203V204H185ZM10 205V206H9ZM127 205H128V203H127ZM131 204L129 203V205H128V207L126 206V204H124V203H121V204H117V202L114 204V206H113V212L111 213V214H109L108 215V219L106 218V217H103V215H99V217L96 219L97 220V226H98V228H96V229H93L92 231H91V234L90 235H87L86 234V236H82L83 238H81L80 237V235L77 233V231H78V228H81L82 226H81V224H79V223H81V221H79L80 219H82V217H84V214L86 213H88L89 211H88V209H86L87 211H85V210H83V209H81V212L78 210V212L77 211H73V212H71L72 210L71 209H66V208H64V210L63 211H65V212H68V213H66V215H68L69 217H72V218H74V219H76V226L74 227V226H72V224H70V223H68L67 222V216H66V218L64 219V217L62 218V221L59 223V224H57V225H55L56 227H55V229H51V227H49L47 224V226L50 228H42L41 230L40 229H33V222H34V218L31 220V218H30V221L29 222H27V223H25L24 224V220H26L25 218H23V220H22V217H25L24 215V213L22 214H20V216L19 217H17L16 218V221H14L13 222V226H10V228H8L9 230H7V233H5L6 235H4V241L5 242H3V244H1V246H2V248L6 251V253L5 254H7L6 256H7V259L5 260V264L7 263V264H16L15 262H16V260L14 259V254H13V252H14V249H13V243L10 241V235L11 234H15V229H17L18 227L20 228V230H19V238L21 239V248H22V250H23V256H24V260L25 261H27V264H37V263H39V261H40V263L41 264H60V262H59V257H61V259H63L64 258V256L66 255V257H68V255H67V253L66 252H68V250H69V252L71 251V254L73 255H71V257L70 258H72L71 260L73 261H76L78 258H76V257H78V256H80L81 254H82V250L86 247V245H91V244H93L94 245V243H96V241H99V237L100 236H102L103 234L106 236V239H107V241H113V242H119L120 244H121V246L120 245H116V244H112V242H110V245H108L107 244V246L109 247V250H111V251H115V249H116V251L115 252H109V253H111V255H112V253H114L115 255H119L120 256V254H122V255H124L125 254V260L126 261H128V260H133V262L134 263H139V261L142 259V257H143V255L145 254V253H147V252H155V253H159V246H158V244H160L161 242H162V240L160 239L159 241H157L158 239L157 238H160V234H159V230H155L154 231V233L152 234H148L149 236H147L146 235V239H147V237H148V239L147 240H145V237L144 236H142V238L140 237V239H138V240H136V241H129V240H126V239H119V240H117L116 239V237H114L112 234H113V232H111V231H114V229H113V226H115V220H117L118 219V217H119V215H117V214H119V212L118 211H122L121 213H125V211H126V207H127V211H128V209H129V206H130ZM184 205V206H183ZM231 205V206H230ZM117 206V207H116ZM120 208H119V207ZM233 206V208H231ZM116 207V208H115ZM123 207V208H122ZM25 208H27V210H29V212H30V214H31V216H33L34 215V213H32V212H35V210H33V206H31V205H27V207L25 206ZM42 209H43V207H41ZM118 208L120 209V210H118ZM232 209V210H231ZM58 211L57 212H60V210L59 209H57ZM83 210V211H82ZM64 212V213H65ZM78 214H77V213ZM234 212V213H233ZM2 213V214H1ZM76 213V214H75ZM230 213V214H229ZM257 213V214H256ZM5 214V213H4ZM3 214V215H4ZM81 214H83V215H81ZM85 214V215H86ZM213 214V215H212ZM262 214V215H261ZM117 215V216H116ZM179 215V216H178ZM224 215V216H223ZM259 215V216H258ZM113 216V217H112ZM125 218H124V217ZM129 216V217H128ZM178 216V217H177ZM208 216V217H207ZM230 216V217H229ZM236 216V217H235ZM252 216V217H251ZM122 219H123V223H121L122 225V227H121V233L122 234H124V230H128V228H130V226H131V228H136L135 226H133L132 227V225H131V222H129V218L131 219L132 218V216L131 215H128V214H123L122 216ZM137 217V216H136ZM223 218L224 219V217H225V221H223L224 223H223V225L221 224V227L218 225L217 226V221H218V219L219 218ZM257 219H256V218ZM80 218V219H79ZM104 219L105 220V222H106V224H104V223H100L99 222V220L98 219ZM172 217L170 216V215H167V216H165V217H162L161 218V220H159L158 221V225H160V224H162V223H167V222H169V220L171 219ZM208 218V219H207ZM236 218V219H235ZM251 218H253V219H251ZM77 219H79V220H77ZM207 219V220H206ZM212 219V220H211ZM241 219V220H240ZM242 219H244V220H242ZM110 220H112V221H110ZM235 220H236V222H235ZM239 221H240V223H239ZM238 222V223H237ZM246 224H245V223ZM33 223V224H32ZM78 223V224H77ZM126 223V224H125ZM216 223V224H215ZM70 224V225H69ZM129 224H130V226H129ZM208 224V225H207ZM209 224H211L212 225V227H214V225H216L217 227H215L216 229L218 228V230H216L218 233H216V234H214V236H209L210 234L208 233V229H210L211 230V228H209V227H211V226H209ZM226 224V225H225ZM234 224H235V226H234ZM243 224V225H242ZM20 225V226H19ZM69 225V226H68ZM80 226V227H79ZM108 227V229H107V227ZM248 226V227H247ZM250 226V227H249ZM74 227V228H73ZM77 227V228H76ZM246 227V228H245ZM199 228H202V230L201 229H199ZM234 228V229H233ZM242 228V229H241ZM48 229H49V231H48ZM72 229V230H71ZM73 229H75V230H73ZM137 229V228H136ZM196 229H199V230H196ZM236 229V230H235ZM34 230V231H33ZM52 230V231H51ZM123 230V231H122ZM193 230V231H194ZM204 230V231H203ZM209 230V231H210ZM225 230V229H224ZM126 231H125V234H126ZM205 231H207V232H205ZM215 231V232H216ZM222 231V234L221 233H219V232H221ZM235 231H237V232H235ZM9 232V233H8ZM242 232V233H241ZM11 233V234H10ZM48 233V234H47ZM52 233H53V235H52ZM55 233V234H54ZM70 233V234H69ZM72 233V234H71ZM75 233H77L79 236L77 237V234H75ZM90 233V232H89ZM88 233V234H89ZM201 233V234H200ZM244 233V234H243ZM250 233H252V234H250ZM38 234V235H37ZM95 234V235H94ZM101 234V235H100ZM159 234V235H158ZM237 236H236V235ZM25 235V236H24ZM58 235V236H57ZM63 235V236H62ZM262 235V236H261ZM38 236V237H37ZM42 236V237H41ZM61 236V237H60ZM73 236V237H72ZM152 236V237H151ZM156 236H158V237H156ZM207 238H206V237ZM72 237V238H71ZM75 237V238H74ZM81 239H80V238ZM98 237V238H97ZM102 237H104V236H102ZM206 239H205V238ZM210 237V238H209ZM223 237V238H222ZM237 237V238H236ZM258 239H257V238ZM13 238H14V236H13ZM105 238V237H104ZM118 238V237H117ZM209 238V239H208ZM263 238V239H262ZM68 239V240H67ZM70 239H73L72 241H76V242H78V240H79V242H78V247H80V248H78V247H76L74 250H70L69 249V247H68V245L70 244ZM83 239V240H82ZM98 239V240H97ZM115 239V240H114ZM153 241H152V240ZM15 240V239H14ZM41 240V241H40ZM62 240H64L63 242H62ZM66 240V241H65ZM226 240V241H225ZM228 240V241H227ZM235 240V241H234ZM241 240V241H240ZM74 241V242H75ZM84 241V242H83ZM198 241H194L193 243H191V246H190V244L189 243H187V240L186 239H184V240H182V242H183V244H185V245H187L188 244V246H190L191 247V249H190V247H188V246H186L185 248H187V249H185V251H187V250H192V249H195V248H193V246L194 245H196L197 244V242ZM151 242V243H150ZM160 242V243H159ZM169 242V243H168ZM179 242V243H178ZM195 242H196V244H195ZM237 242H238V244H237ZM8 243V244H7ZM67 243H69V244H67ZM145 243V245H143ZM199 243V242H198ZM49 244V245H48ZM67 244V245H66ZM85 244V245H84ZM104 244V243H103ZM135 244V245H134ZM138 244V245H137ZM179 244H181L182 245V243H180V241H178V240H174V239H168L167 240V243H164L162 246H161V249H162V251H167V250H171V251H175V250H179L180 251V248H179ZM194 244V245H193ZM105 245V248H107L108 249V247H106V244H104ZM104 245H100L101 246V248H100V250H98V253H99V251H100V253L99 254H101L102 253V255H105V256H100L99 254H98V256L100 257V258H97L98 256H97V254L95 255V257L98 259L97 260V264H112V263H114V258H116L115 257V255L113 254L112 256H114V257H112L113 258V262H112V259L110 258L111 257V255H109V253H107L108 251L105 249L104 250ZM175 245V246H174ZM193 245V246H192ZM212 245H210V246H212ZM236 245V246H235ZM246 245V246H245ZM12 246V247H11ZM112 246V247H111ZM103 247V248H102ZM167 247V248H166ZM169 247V248H168ZM195 247V246H194ZM24 248V249H23ZM71 248V247H70ZM112 248H113V250H112ZM115 248V249H114ZM158 248V249H157ZM189 248V249H188ZM259 248V249H258ZM72 249V248H71ZM95 249H98L97 247L95 248ZM164 249V250H163ZM53 250V251H52ZM103 250V251H102ZM182 250V249H181ZM73 251V252H72ZM105 251V252H104ZM32 252V253H31ZM80 252V253H79ZM97 252V251H96ZM117 252V253H116ZM126 252V253H125ZM77 255H76V254ZM105 253V254H104ZM27 254V255H26ZM53 254V255H52ZM107 254V255H106ZM32 255V256H31ZM57 255V256H56ZM117 255V256H118ZM30 256V257H29ZM36 256V257H35ZM76 256V257H75ZM250 257V254L248 255L247 254V257ZM13 257V258H12ZM27 257H29V258H27ZM39 257V258H38ZM55 257V258H54ZM95 257H93V259L95 258ZM104 257V258H103ZM123 257V256H122ZM123 257V258H124ZM246 255L245 256H243V259H245L246 260ZM54 258V259H53ZM14 259V260H13ZM50 259H52L53 261H51ZM92 259V260H93ZM105 259V260H104ZM257 259V258H256ZM39 260V261H38ZM55 260V261H54ZM34 261V262H33ZM48 261V262H47ZM73 261V262H74ZM39 263V264H40ZM136 263V264H137ZM93 264H96V261L94 260V262H93Z\"/></svg>", "mask_w": 264, "mask_h": 264}, {"label": "bare ground", "instance_id": "bare-ground-1", "mask_svg": "<svg viewBox=\"0 0 264 264\" xmlns=\"http://www.w3.org/2000/svg\"><path fill=\"white\" fill-rule=\"evenodd\" d=\"M92 1V0H91ZM98 1V0H97ZM112 2H113V0H111ZM124 1V0H123ZM128 1H130V0H128ZM135 1V0H134ZM137 1V0H136ZM169 1V0H168ZM173 1V0H172ZM247 1V0H246ZM40 2H43V4L41 5L40 4ZM50 2H53V1H51V0H0V21H2L3 23L5 22V19L6 18H8V19H10V20H6V23H7V25H2L3 23H1L0 22V42H7L8 44H13V43H16V42H21L22 41V43H24V44H27V43H29V46H30V44H32V42H35V40L34 41H32V42H30L27 38L28 37H30V35L29 36H27L28 35V32L29 33H31L29 30L27 31V35H25L24 34V32H23V34L20 32V34H22V35H20V34H18L17 33V30H15L14 31V29L13 28H15V24H16V26H19V27H21V25L23 24V23H26L28 26H29V22L31 23V22H33L34 23V25H35V23H36V25H38L39 24V26H40V23H41V26H42V24H45L47 21H48V19L46 18L47 17V14L48 13H46L47 11H48V7H47V5H50V4H52V3H50ZM66 2V7L67 8H69L70 9V7H69V5L71 6V4L72 3H74L73 1H70V0H63V3H65ZM70 2H72L71 4H69ZM92 2H94V1H92ZM143 2H145V1H143ZM243 2V1H242ZM263 2V1H262ZM37 3H39L38 5H39V7L37 6ZM58 3V2H57ZM60 3H62V1H60ZM81 3V2H80ZM83 3V2H82ZM99 3V2H98ZM109 2H107V4H108ZM142 3V2H141ZM167 3V2H166ZM246 3V2H245ZM103 4V3H102ZM110 4H113V7L115 8V3H110ZM143 4V3H142ZM184 4V3H183ZM195 4V3H194ZM214 4V3H213ZM255 4V3H254ZM259 4H260V2H259ZM55 5H57V4H55ZM55 5H53V6H55ZM73 5V4H72ZM96 4L94 3L93 4V6H95ZM126 5V4H125ZM136 5H137V3H136ZM173 5V4H172ZM180 5V4H179ZM182 5V4H181ZM187 5V4H186ZM258 5V4H257ZM256 5V6H257ZM260 5H262V4H260ZM52 6V5H51ZM52 6V7H53ZM59 6V5H58ZM63 6V5H62ZM61 6V8L63 9V7ZM65 6V5H64ZM112 6V5H111ZM143 6V5H142ZM148 6V5H147ZM167 7H168V5H166ZM170 6V5H169ZM201 6V5H200ZM50 7V6H49ZM88 7H90V6H88ZM96 7V6H95ZM102 7V6H101ZM137 7V6H136ZM191 7V6H190ZM204 7H205V5H204ZM255 7V6H254ZM261 7V6H260ZM51 8V7H50ZM57 8H60V7H57ZM87 8V7H86ZM97 8H99V7H97ZM103 8V7H102ZM125 8V7H124ZM160 8V7H159ZM179 8V7H178ZM233 8V7H232ZM248 8V7H247ZM47 9V11H45ZM53 9H55L54 7H53ZM65 9V8H64ZM162 9V8H161ZM213 9H214V6H213ZM216 9V8H215ZM58 10V9H57ZM57 10H55V11H57ZM61 10V9H60ZM72 9H70V11H71ZM92 10V9H91ZM100 10V9H99ZM125 10V9H124ZM130 10V9H129ZM205 10V9H204ZM233 10V9H232ZM259 10H260V8H259ZM258 10V11H259ZM51 11V10H50ZM68 11V10H67ZM67 11H66V14H67ZM83 11V10H82ZM94 11H96L95 9H94ZM120 11V10H119ZM133 11V10H132ZM137 11V10H136ZM197 11V10H196ZM208 11V10H207ZM238 11V10H237ZM54 12V11H53ZM63 12H65V11H63ZM103 12V11H102ZM109 12V11H108ZM113 12V11H112ZM112 12H110V13H112ZM139 12V11H138ZM150 12V11H149ZM152 12V11H151ZM216 12V11H215ZM245 12V11H244ZM254 12V11H253ZM33 13V14H32ZM52 13V12H51ZM104 13H105V11H104ZM109 13V14H110ZM134 13V12H133ZM196 13V12H195ZM35 14V15H34ZM53 14V13H52ZM51 14V15H52ZM59 14V13H58ZM61 15H62V13H60ZM59 14V15H60ZM65 14V13H64ZM89 14V13H88ZM91 14V13H90ZM99 14V13H98ZM106 14V13H105ZM226 14V13H225ZM82 15H84L83 13H82ZM104 15V14H103ZM107 15H108V13H107ZM144 15V14H143ZM149 15V14H148ZM197 15H199V14H197ZM237 15H238V13H237ZM263 15V14H262ZM56 16V14L53 16V17H55ZM65 16V15H64ZM70 16H71V14H70ZM79 18H75L76 20L78 19V22L76 23V24H78L77 25V28H78V30H79V27L81 26H79V22H81L83 19L86 21V23L84 24V26L85 25H87V23L89 22L88 20H86V18H84L85 16H86V14L84 15V17L83 16H80L79 14L77 15ZM131 16V15H130ZM138 16V15H137ZM150 16V15H149ZM200 16V15H199ZM207 16V15H206ZM67 17H69V14H68V16ZM72 17V16H71ZM87 17V16H86ZM90 17H91V15H90ZM103 16H101V18H102ZM105 17V16H104ZM107 17H110L111 19H112V21H108L109 23H113V18L111 17V14H110V16H107ZM115 17V16H114ZM143 17V16H142ZM210 17V16H209ZM208 17V18H209ZM230 17V16H229ZM239 17V16H238ZM264 17V16H263ZM61 18H63L62 16L60 17V19ZM74 17H72V20H73V22H74V19H73ZM82 18V19H81ZM99 18H100V16H99ZM100 18V19H101ZM181 18V17H180ZM248 18V17H247ZM50 20H52L51 18H49ZM68 19H70V18H68ZM81 19V20H80ZM115 19V18H114ZM149 19V18H148ZM152 19V18H151ZM245 19V18H244ZM252 19V18H251ZM20 20H21V23H19L20 22ZM43 20H45V21H43ZM63 21H65V24L63 25V26H65L66 25V19L64 20V19H62ZM72 20H70V21H72ZM75 20V21H76ZM108 20V19H107ZM135 20V19H134ZM133 20V21H134ZM228 20H229V18H228ZM239 20V19H238ZM9 21V22H8ZM11 21V22H10ZM19 23V25H17V22ZM24 21V22H23ZM61 21V20H60ZM88 21V22H87ZM225 21V20H224ZM43 22H45V23H43ZM68 22H69V20H68ZM83 22V21H82ZM82 22H81V24H82ZM222 22V21H221ZM236 22V21H235ZM246 22V21H245ZM5 23V24H6ZM10 23H11V25H10ZM15 23V24H14ZM57 23H58V21H57ZM84 23V22H83ZM126 23V22H125ZM179 23V22H178ZM8 24H9V26H11V28L9 29V27H8ZM14 24V25H13ZM25 24V25H26ZM50 24V23H49ZM68 24H70V23H68ZM72 24V23H71ZM74 24H75V22H74ZM76 24H75V27H74V29L76 28ZM90 24V23H89ZM114 24V23H113ZM142 24V23H141ZM176 24V23H175ZM224 24V23H223ZM243 24V23H242ZM14 27H13V26ZM27 25L25 26V28L24 29H26L27 28ZM136 25V24H135ZM147 25V24H146ZM187 25V24H186ZM213 25V24H212ZM50 26H53V23H52V25L50 24ZM56 26V25H55ZM59 26V25H58ZM61 26H62V23H61ZM60 26V27H61ZM72 26V25H71ZM88 27H83L84 28V30H85V28H89V25H87ZM112 27V25H110L109 24V28L110 29H112L111 27ZM114 26V25H113ZM141 26V25H140ZM156 26V25H155ZM191 26V25H190ZM195 26V25H194ZM214 26V25H213ZM35 27H37V26H35ZM69 27V26H68ZM169 27V26H168ZM262 27V26H261ZM22 28V27H21ZM55 28V27H54ZM65 28H67V25H66V27H64V29ZM76 28V29H77ZM80 28H82V26L80 27ZM82 28V29H83ZM109 28H107V29H109ZM195 28V27H194ZM219 28V27H218ZM15 29H17V28H15ZM39 29V28H38ZM57 29V28H56ZM61 29V28H60ZM62 29H63V27H62ZM61 29V30H62ZM69 29V28H68ZM86 29V31L88 32L87 33V35H89V36H87V37H89L88 39H87V37H84V39L86 38L87 40H84V41H88L89 39L91 40V38H93V37H91L92 35H90L91 34V32L89 33V31L90 30H87ZM192 29V28H191ZM263 29H264V27H263ZM11 30V31H10ZM13 30V31H12ZM23 30V29H22ZM22 30H20V31H22ZM51 30V29H50ZM57 30H59V29H57ZM66 30V29H65ZM69 30H72V28L71 29H69ZM81 30V29H80ZM80 30L78 31L79 33H80ZM92 30V29H91ZM113 30H114V35H115V33H116V29L115 28H113L110 32H113ZM126 30V29H125ZM186 30V29H185ZM212 30V29H211ZM24 31V30H23ZM35 31V30H34ZM52 32H53V30H51ZM64 31V30H63ZM68 31V30H67ZM74 31H77V30H73V32ZM94 31V30H93ZM143 31V30H142ZM252 31V30H251ZM261 31V30H260ZM16 32V33H15ZM38 32V31H37ZM44 32H46V31H44ZM43 31H42V33L44 34L43 36H42V33H41V35L40 34H37L39 37H41V38H45V37H47V36H49V34H51V35H53V33H51V32H46V33H44ZM55 32V31H54ZM59 32V31H58ZM62 32V31H61ZM65 33H66V31H64ZM63 32V33H64ZM73 32H72V34H73ZM82 32V31H81ZM110 32H107L106 31V33H109L111 36H112V33H110ZM145 32V31H144ZM170 32V31H169ZM225 32V31H224ZM56 33V32H55ZM62 33V36H61V34L60 33H57V34H59L58 35V37H57V35H56V38H61V37H63V35L65 36V33L63 34ZM75 33V32H74ZM98 33H99V31H98ZM125 33V32H124ZM128 33V32H127ZM139 33V32H138ZM159 33H161V32H159ZM185 33V32H184ZM226 33V32H225ZM71 34V33H70ZM70 34H68L69 36H70ZM71 34V35H72ZM76 34H78L77 32H76ZM85 34V33H84ZM83 34V35H84ZM93 34V33H92ZM100 34H101V32H100ZM103 34V33H102ZM151 34V33H150ZM250 34H251V32H250ZM262 34V33H261ZM27 36V38H25V36ZM36 34H35V36L34 35H32V33H31V37L33 38V39H35V38H37L38 36H37ZM66 35H67V33H66ZM68 35H67V38L66 39H68ZM75 35V34H74ZM74 35H72V38H73V36ZM79 36H81V34H78ZM109 35V36H110ZM161 35V34H160ZM163 35V34H162ZM166 35V34H165ZM185 35V34H184ZM256 35V34H255ZM260 35V34H259ZM55 35H53V36H49V38L51 37H54ZM77 35H75V37H76ZM95 36V35H94ZM104 36V35H103ZM108 36V37H109ZM110 36V37H111ZM132 36H134V35H132ZM155 36V35H154ZM222 36V35H221ZM226 36V35H225ZM35 37V38H34ZM109 37V38H110ZM113 37V36H112ZM112 37L110 38V39H112ZM119 37V36H118ZM127 38H128V36H126ZM125 37V38H126ZM136 37V36H135ZM214 37V36H213ZM31 38V39H32ZM41 38L40 39H37L36 41L38 42H42V40L43 41H46V39L47 38H45V40L44 39H42L41 40ZM65 38L63 37V39L65 40ZM76 38H78V36L76 37ZM83 38V37H82ZM101 38H103V37H101ZM141 38V37H140ZM219 38H220V36H219ZM247 38V37H246ZM26 39H27V41H29V42H27L26 41ZM32 39V40H33ZM54 39H55V37H54ZM69 39H70V37H69ZM75 39V38H74ZM73 39V40H74ZM79 39V38H78ZM109 39V40H110ZM136 39V38H135ZM144 39V38H143ZM151 39V38H150ZM252 39V38H251ZM50 40V39H49ZM62 41V42H65L66 41V44H67V46H66V44H64V45H62V42L60 41V39H59V41H60V43L58 44L59 45V47H60V45H62L61 46V48H60V51H62V50H64V49H69V48H65V47H68L70 44L69 43H67V40H65V41ZM83 40V39H82ZM81 40V43L83 42ZM89 40V41H90ZM113 40V39H112ZM115 40V39H114ZM128 40V39H127ZM126 40V41H127ZM140 40V39H139ZM192 40V39H191ZM258 40H259V38H258ZM24 41H26V43L24 42ZM52 41H54V40H52ZM56 41H57V39H56ZM69 42H70V40H68ZM71 41H72V39H71ZM75 41H76V39H75ZM75 41L73 42V44L75 43ZM78 41V40H77ZM76 41V42H77ZM150 41V40H149ZM216 41V40H215ZM38 42V43H39ZM58 42V41H57ZM92 42V44H93V41H91ZM108 42H110V41H108ZM135 42H136V40H135ZM227 42V41H226ZM36 43V42H35ZM50 43V42H49ZM72 43V42H71ZM78 43H80V41L79 42H77V44ZM81 43H80V45H81ZM88 43L89 42H87V45L86 44H84V42H83V44L84 45H86V46H88ZM137 43H138V41H137ZM221 43V42H220ZM1 44V43H0ZM5 44V46L6 47H8L9 48V45L7 46L6 45V43H4ZM40 44H42V43H40ZM48 44V43H47ZM54 44H56V43H54ZM95 44H96V42H95ZM95 44H93V45H95ZM126 44H128V43H126ZM186 44V43H185ZM227 44V43H226ZM50 45H51V43H50ZM50 45H49V47H50ZM53 45V44H52ZM90 45L91 44H89V47H88V49H89V51H90ZM92 45V46H93ZM106 45H108V43L106 44ZM111 45V46H110ZM113 44H109V46H110V48H113L114 49V46H112ZM154 45V44H153ZM255 45V44H254ZM2 46V47H1ZM14 46V45H13ZM16 46V48H18L19 46L18 45H15ZM28 46V45H27ZM28 46V47H29ZM32 46V45H31ZM39 46V45H38ZM46 46V45H45ZM44 46V47H45ZM57 46V45H56ZM64 46V47H63ZM71 47L73 46V45H70ZM75 46V45H74ZM91 46V47H92ZM97 46V45H96ZM95 46V47H96ZM105 46V45H104ZM122 46V45H121ZM177 46V45H176ZM223 46V45H222ZM228 46V45H227ZM0 47H1V50H5L4 49V45H0ZM34 46H32V49L34 50V48H33ZM49 47H45V50H50V51H52V49H56V50H58V52H59V49H58V47L56 48V47H54V48H49ZM85 47V46H84ZM94 47V46H93ZM91 48V53L93 54V55H95V56H93L91 53V55L90 56H86V54L88 55V53H86L84 56L86 57H84L88 62H93V61H95L94 62V64L93 63H87L86 62V60L84 61V58L82 57V58H80L79 56H77V57H79L78 59H79V61H80V63L78 62V60H76L75 58H73L74 57V55L73 56H71V54H70V56H69V58H73L74 60H76L78 63L77 64H75V61L74 62H72L74 65H75V67L77 66V70L78 69H80V67L84 70V68H85V70L84 71H86V72H84V71H82V77L80 78L79 76H81V70L80 71H77V70H75V71H77V72H79V81L77 80V83H78V85H79V87H81V89H82V91H81V89H77L76 88V90L74 89V88H72V86H69V88L71 87V89H67V90H71L69 93H72L73 94V91L75 90V92L77 91V90H79V92H76V94H75V97H76V95L77 94H79V93H81V94H79L80 95V97L81 98H87V96H89V98L90 97H92V98H90V105H89V103L87 104V106H88V112H90V114H94V112H96V111H100V109L102 110H105L106 112H108L107 110H109V113L110 112H116V114H118V111H120L121 109V111H120V113L122 112V113H126L127 111H126V109L125 110H123L124 108H122L123 106H119L120 105V102L119 103H117V101H119L120 100V98H119V96H123V98L125 97L126 98V96H127V94H129L130 92H132V87H134V86H138L137 87V89H140L141 87H140V83L142 82V83H145L146 81V78H145V80H144V78L142 79V81H141V76H138V77H136L138 80H140L141 82H139L138 80L136 81V79H133L134 81L131 83V81H130V83L132 84L131 86H123L124 87V89H120L118 86H120L121 87V83L118 85V84H116L115 83V85L114 84H112V83H110L111 81L109 80V83H107L106 82V80H107V78H109V76H107V74H105V72L107 71V70H110V68L112 69V67H113V63L115 62L114 60H112V61H114V62H112L111 64L109 63L108 64V61L109 60H111L110 58L111 57H113V56H111L112 54H111V50L109 51L110 52V54H107V55H105L106 53H104L103 54V56L104 57H106V56H108V58H109V60H104L105 58L104 57H102L103 58V60L104 61H106V63L105 62H103V60H100V58H101V56H102V54H99V53H97V54H94L93 52H92V50H94V49H96V48ZM106 47H108V46H105V48ZM153 47V46H152ZM186 47V46H185ZM191 47V46H190ZM216 48H217V46H215ZM264 47V46H263ZM22 48V47H21ZM30 49H31V47H29ZM28 48V49H29ZM40 48H41V46H40ZM76 48V47H75ZM98 48H100V47H98ZM96 49V50H98L99 51V49ZM104 48V49H105ZM213 48V47H212ZM224 48V47H223ZM238 48V47H237ZM12 49V47L11 48H9V49H6L5 50V52H12L13 50H11ZM23 49V48H22ZM25 49V48H24ZM28 49H26V50H28ZM28 50V51H30V52H32V50ZM54 49V50H55ZM103 49V48H102ZM102 49H100V50H102ZM116 49V48H115ZM187 49V48H186ZM218 49V48H217ZM220 49V48H219ZM242 49V48H241ZM18 50V49H17ZM42 49H40L39 51H41ZM44 50V49H43ZM42 50V51H43ZM55 50V53H57V51ZM106 50H109L108 48H106L105 49V51L104 52H106ZM128 50V49H127ZM140 50V49H139ZM139 50H138V52H139ZM227 50V49H226ZM16 51V50H15ZM34 51H36V49L34 50ZM34 51L29 55L28 54V56H29V58L28 57H26V58H28V60H32L33 62H40L41 61V64L40 65H42V63H44L43 65L44 66H46V65H48L49 63H47V61L46 62H42V60H40V59H42V56H46L47 54H45L44 55V53L43 54H41L42 56H40V59L38 60V59H36L35 58V55L33 54L34 53ZM68 51V50H67ZM89 51H87V52H89ZM115 51V50H114ZM113 51V52H114ZM175 51V50H174ZM215 51H216V49H215ZM4 52V51H3ZM20 52H21V50H20ZM20 52H18L17 51V53L15 52V53H13V58L15 57V59H20V60H22L21 58H20V56L19 55H21V53ZM38 51H36V53H37ZM47 52H49V51H47ZM47 52H45V53H47ZM54 52V51H53ZM69 52V51H68ZM67 52V53H68ZM85 52H86V50H85ZM112 52V53H113ZM116 52V51H115ZM115 52H114V55H116L115 54ZM131 52V51H130ZM232 52V51H231ZM20 53V54H19ZM27 53V52H26ZM51 53V52H50ZM83 53V52H82ZM95 53H96V51H95ZM103 53V52H102ZM107 53H108V51H107ZM122 53H124V51H122ZM122 53L120 52V54L122 55ZM146 53V52H145ZM214 53V52H213ZM216 53V52H215ZM15 54H17L18 56H19V58H18V56H16ZM15 55V56H14ZM32 55H34L33 57L34 58H31V56ZM37 55V54H36ZM40 55V53L37 55V56H39ZM60 55L61 54H59V57H60ZM62 55H63V53H62ZM79 55V54H78ZM96 55H101L100 57L99 56H96ZM138 55H140V53L138 54ZM144 55V54H143ZM167 55V54H166ZM215 55H217V54H215ZM5 56V55H4ZM4 56H2L1 55V57H3V58H0V60H1V64L0 65H2V63L4 64V62H2V61H4V60H6V61H9V58H11L12 59V57H11V55H10V57L8 58H6V59H4L5 57ZM24 56H26L25 54H23V56L21 55V57H24ZM57 57H58V55H56ZM93 56V57H92ZM169 56V55H168ZM17 57V58H16ZM51 58L52 57V59L51 60H54L55 61V59L56 60H60V58L58 57H55L54 55H53V53L51 54V56L49 55H47L45 58ZM53 57H55V59L53 58ZM64 58L66 57V58H68L67 56H66V54H65V56H63ZM76 57V56H75ZM89 57H91L90 58V60H88V58ZM98 57H99V59H98ZM117 57V56H116ZM171 57V56H170ZM209 57V56H208ZM240 57V56H239ZM50 58H49V61L51 62V60H50ZM64 58L62 59L61 58V60H60V65H59V67L60 66H64L63 64H65V66H68V59L67 60H65V62H64ZM93 58H95V60H93ZM101 58V59H102ZM107 57H106V59H108ZM120 58V57H119ZM163 58V57H162ZM2 59H4V60H2ZM15 59L14 60H11V61H13L15 64H16V66H17V69L19 70V67H20V65H21V61H18L17 62V60L15 61ZM36 61H35V60ZM81 59H83V60H81ZM96 59H98V61H96ZM160 59V58H159ZM205 59V58H204ZM210 59V58H209ZM214 59V58H213ZM216 59V58H215ZM247 59V58H246ZM27 59H24V63H25V61L27 62L28 61ZM43 60V61H44ZM63 60V61H62ZM119 60V59H118ZM134 60V59H133ZM156 60H158L157 58H156ZM30 61H29V63H30ZM32 61H31V64H29V65H32ZM48 61V62H49ZM67 61V62H66ZM85 63V65H84V63ZM100 61H102V62H100ZM120 61V60H119ZM128 61V60H127ZM126 61V62H127ZM163 61V60H162ZM165 61V60H164ZM205 61V60H204ZM210 61V60H209ZM213 61V60H212ZM216 61V60H215ZM219 61V60H218ZM222 60H220V62H221ZM225 61V60H224ZM236 61V60H235ZM53 62V61H52ZM56 63H59V61H55ZM63 62V63H62ZM70 62V63H71ZM96 62H97V64H96ZM99 62V63H98ZM122 62H123V60H122ZM121 62V63H122ZM6 64H4V65H8L7 64V62H5ZM20 63V65H19V67H18V65L17 64H19ZM45 63H46V65H45ZM54 63V62H53ZM66 63H67V65H66ZM69 63V64H70ZM82 63H83V66H82ZM116 63V62H115ZM119 63V62H118ZM125 63V62H124ZM130 63V62H129ZM143 63V62H142ZM168 63V62H167ZM35 65H36V63H34ZM33 64V65H34ZM51 64V63H50ZM73 64H70V65H73ZM91 64V65H90ZM95 64H96V66H95ZM100 64H103V65H101L102 66V68H104V70H105V72L101 75V71H100V69H99V73L97 74V75H101V76H99L100 78L102 77V79L103 78H105V76H106V78H105V80L103 79V81H105L106 82V84L108 85V84H110L108 87H106L105 85V82H103V81H101V82H98V85L100 84V83H102L101 84V86L99 85V91H98V85L96 84L97 82H92V83H89V82H91L90 80H89V78H91L92 77V75L94 76V74H92L91 75V73L89 74L87 71H89V70H86L87 68L86 67H89V65L92 67V66H95L96 68L95 69H98V65H100ZM128 64V63H127ZM207 64V63H206ZM214 64V63H213ZM220 64V63H219ZM246 64V63H245ZM24 65V64H23ZM26 65H28L27 63L25 64V66ZM34 65V66H35ZM42 65V66H43ZM56 65V64H55ZM73 65V66H74ZM79 65H81V66H79ZM115 65V64H114ZM160 65V64H159ZM163 65H164V63H163ZM211 65V64H210ZM209 65V66H210ZM36 66H38V63H37V65ZM41 66V67H42ZM64 66V67H65ZM85 66V67H84ZM98 66V67H97ZM100 66V67H101ZM104 66V67H103ZM112 66V67H111ZM123 66V65H122ZM125 66V65H124ZM250 66V65H249ZM6 67V66H5ZM8 67V66H7ZM9 67H10V65H9ZM22 67V66H21ZM21 67H20V69H21ZM39 67V66H38ZM54 67V66H53ZM56 67V66H55ZM74 67V68H75ZM79 67V68H78ZM115 67V66H114ZM113 67V68H114ZM144 67V66H143ZM215 67H217V66H215ZM221 67V66H220ZM2 67H0V69H1ZM24 68V67H23ZM49 68V67H48ZM51 68H52V66H51ZM58 68V67H57ZM62 68V67H61ZM68 68H69V66H68ZM73 68V67H72ZM106 68V69H105ZM117 68H119L118 66H117ZM165 68V67H164ZM198 68V67H197ZM206 68V67H205ZM211 68V67H210ZM209 68V69H210ZM245 68V67H244ZM4 69H7V68H4ZM9 69H11V68H9ZM42 69V68H41ZM122 69V68H121ZM123 69H126V68H123ZM215 69V68H214ZM217 69V68H216ZM216 69H215V71H216ZM219 69V68H218ZM223 69V68H222ZM222 69L220 70V72L219 73H222V74H220V75H218L219 73H215V74H217L218 75V78H215V79H218L219 81L220 80H227V83L226 84H228L229 82L228 81H231V80H233V79H235V81L237 82H235V84H238V87H247V85H245V84H248V85H250V84H252L254 81V79L256 78V77H254L255 76V73H254V76H252V77H254V79H250V78H252V77H249V78H246V77H248V76H251L250 74H248V75H246L245 73L246 72H244V69H243V73H244V75L241 73H236V74H240V75H242V78H241V76L240 77H236L235 75V73H233L234 71H233V69H230V71H228V72H226V73H224V71L222 72ZM2 70V69H1ZM0 70V71H1ZM12 70H13V68H12ZM11 70V71H12ZM23 70V69H22ZM71 70H73V69H71V67H70V72H72ZM152 70V69H151ZM160 70H161V68H160ZM159 70V71H160ZM205 70V69H204ZM224 70H226V68L224 69ZM229 70V69H228ZM231 70L233 71V72H231ZM240 70V69H239ZM246 70H248V67H247V69ZM43 71H44V69H43ZM59 71V70H58ZM68 71V72H69ZM74 71V70H73ZM75 71H74V73H75ZM91 71H92V68H91ZM120 71H123V70H120ZM120 71H119V74L120 75H124L123 74V72H122V74L120 73ZM126 71H127V69H126ZM150 71V70H149ZM194 71V70H193ZM203 71V70H202ZM206 72H199V73H201V74H199V73H197V72H195L196 73V75H193V74H195L194 72L192 73V74H190L189 76L192 78L193 76L197 79V76H199V75H201L198 79H197V82L199 83H201V79H203V83H205L204 82V79H205V81L207 80L208 81V79H207V70H205ZM219 71V70H218ZM249 71V70H248ZM247 71V72H248ZM18 72V71H17ZM57 72V71H56ZM77 72H76V74H77ZM86 73L87 75H84V73ZM94 72V71H93ZM191 72H192V70H191ZM230 72V74L231 73H233V74H235L234 76L233 75H230V74H227V73H229ZM236 72V71H235ZM237 72H239V71H237ZM249 72H251V71H249ZM40 73V72H39ZM62 73V72H61ZM73 73V72H72ZM107 73V72H106ZM109 73V72H108ZM205 73V77H203V74ZM207 73V74H206ZM50 74V73H49ZM53 74H54V72H53ZM105 74V75H104ZM182 74V73H181ZM187 74V73H186ZM189 74V73H188ZM197 74H199V75H197ZM214 74V73H213ZM215 74L212 76V74L211 75H209L208 76V78H209V81L212 79V81H213V77L215 76ZM22 75V77L23 78H25L23 75L24 74H21ZM52 75V74H51ZM55 75V74H54ZM53 75V76H54ZM74 75V74H73ZM95 75H96V73H95ZM112 76H113V74H111ZM117 75H118V72H117ZM126 75H129V74H126ZM149 75V74H148ZM148 75H146L145 77H147ZM217 75L215 76V77H217ZM253 75V74H252ZM260 75V74H259ZM259 75H257L258 76V78L260 77ZM91 76V77H90ZM187 76V75H186ZM186 76L185 75H183V76H181V78H179V79H185L186 78ZM233 76V77H232ZM54 77H56V76H54ZM62 77H64V76H62ZM97 77V76H96ZM115 77V76H114ZM113 77V78H114ZM118 77H119V75H118ZM123 77V76H122ZM152 77V76H151ZM184 77V78H183ZM201 77H203V78H201ZM232 77V78H231ZM245 77V78H244ZM263 78H264V76H262ZM28 78H29V76H28ZM75 78V77H74ZM115 78H117V76L115 77ZM153 78V77H152ZM167 78V77H166ZM201 78V79H200ZM228 78H231V80L230 79H228ZM261 78V77H260ZM262 78V79H263ZM26 79V78H25ZM49 79V78H48ZM61 79V78H60ZM66 79V78H65ZM72 79V78H71ZM78 79V78H77ZM93 79V78H92ZM147 79H148V77H147ZM154 79H156V78H154ZM257 79V78H256ZM255 79V80H256ZM81 80V81H80ZM88 80H89V82H88ZM122 80V79H121ZM200 80V81H199ZM218 80H215L214 82H218ZM10 81V80H9ZM9 81H7V82H9ZM13 81V80H12ZM11 81V82H12ZM51 81V80H50ZM59 81V80H58ZM129 81H128V83H129ZM150 81H151V78H150ZM156 81V80H155ZM208 81V82H209ZM211 81V82H212ZM261 81V80H260ZM260 81H259V83H260ZM15 82V81H14ZM29 82V81H28ZM41 82V81H40ZM45 81H43V85H40V84H42V83H35V86H36V88H35V86H33L32 88L33 89H41L43 86H44V84H45V86H44V88L45 87H48V88H45V89H42L43 91L42 92H46V91H53L54 89H56V92H57V90L59 89V83L56 85H54V83H53V85L51 84V83H44ZM64 82V81H63ZM68 82V81H67ZM73 82H75V81H73ZM82 82V83H81ZM88 82V83H87ZM124 82H126V81H124ZM149 82V81H148ZM185 82V81H184ZM181 82V84H178V85H181V86H179V88L177 87V85L176 84H171L170 86H169V84H166V85H164V86H168V90H170L171 88L170 87H172V89H174L173 90V92H175L176 93V90H180V91H182V90H184L183 92H185L186 90L190 93L191 92V95L190 96H192L193 95V93H196L197 92V88L198 89H200V87H193L192 88V86H190L188 89H187V87L189 86V85H191L189 82L187 83V82ZM196 82V83H197ZM232 82V84L231 85H233V81H231ZM258 82V80L257 81H255L254 82V84L255 83H257ZM82 85H80V84ZM129 83V84H130ZM155 83V82H154ZM153 83V84H154ZM168 83V82H167ZM182 83H184V84H182ZM199 83V84H200ZM203 83H201V84H203ZM219 83V82H218ZM4 84V83H3ZM7 84H9V83H7ZM7 84H5V85H7ZM13 84V83H12ZM28 84V83H27ZM30 86L29 87H31L32 86V82H30ZM33 84H34V82H33ZM48 84V85H47ZM61 84V83H60ZM86 84L88 85H90V86H86ZM92 84V85H91ZM136 84V85H135ZM200 84V86H203V85H201ZM220 84V83H219ZM218 84V85H219ZM225 83H223V85H226ZM11 85V84H10ZM17 85V84H16ZM39 85H40V87H39ZM50 85H52V86H50ZM70 85H72V84H70ZM76 86V83L74 84L73 83V87H75ZM78 85H77V87H78ZM94 85V86H93ZM96 85H97V87H96ZM103 85H104V87H103ZM112 85H114V86H112ZM116 85H117V87H116ZM148 85H149V83H148ZM152 84H150V86H151ZM156 85V84H155ZM163 85H161L162 87H160V89H158L157 91H159L158 93H157V91L155 90H153V88H151L152 89V91L148 88V90H147V88L145 87V88H143L144 89V91L143 92H141L142 91V88H141V91H139V94H135L136 93V91H137V93H138V90H136V88L134 87L133 88V92H134V89H135V92H134V94H133V92L132 93H130V96L128 95L127 97L128 98H130L131 99V101H124V99L122 100V101H124L125 103H129L130 104V102H131V106L132 105H135V103L136 102H134L133 100H132V97H133V99H135L136 101L138 100V101H140L141 102V100H143V99H145L146 100V98H149V97H151V98H149L150 100H147V101H149L150 103H152L153 101H155L158 97V95L161 93L160 91H163L164 89H166V88H164V86ZM187 85V86H186ZM198 85V84H197ZM222 85V86H223ZM240 85V86H239ZM243 85H245V86H243ZM12 86V85H11ZM10 86V88L11 89H15V88H12ZM15 86V85H14ZM62 86H64V85H62ZM66 86V85H65ZM160 86V85H159ZM158 85H157V87H159ZM183 86H184V88H183ZM186 86V87H185ZM194 86H196V85H194ZM221 86V85H220ZM221 86V87H222ZM226 86H228V85H226ZM237 86V85H236ZM6 87V86H5ZM5 87H3V89L5 88ZM18 87H19V85H18ZM28 87V89H31V90H33L32 88H29ZM94 87H96V88H94ZM100 87H101V89H100ZM105 87L107 88V90H105ZM149 87V86H148ZM156 87V86H155ZM156 87V88H157ZM176 87H177V89H176ZM225 87V86H224ZM223 87V88H224ZM229 87V86H228ZM1 88V87H0ZM6 88H8V87H6ZM5 88V89H6ZM51 90H50V89ZM58 88V89H57ZM66 88V87H65ZM118 88V89H117ZM156 88H154V89H156ZM183 88V89H182ZM185 88H186V90H185ZM202 88V87H201ZM233 88H235V87H232V88H230L231 90L233 89ZM248 88H250V87H248ZM27 88H26V92H27V90H28ZM47 89V90H46ZM83 89H85V90H83ZM103 89V90H102ZM129 89L131 90L130 92H129ZM162 89V90H161ZM172 89L170 90L171 91V93H173L172 92ZM210 89V88H209ZM221 89V88H220ZM225 89V88H224ZM223 89V90H224ZM229 89V88H228ZM229 89V90H230ZM261 89V88H260ZM7 90V89H6ZM9 90V89H8ZM7 90V91H8ZM17 90V89H16ZM73 90V91H72ZM102 90V92H100ZM104 90L106 91V92H104ZM117 90H119V92H117ZM150 90V91H149ZM192 90H193V92H192ZM229 90H227V91H229ZM256 90V89H255ZM3 92L5 91V90H2ZM0 92L1 94L3 93V92ZM18 91L19 90H17V91H15L14 93H17L16 94V96H18V97H20V95L23 97L24 95V93H26L25 92V90H22V91H20L21 92V94H20V92L18 93ZM24 91V92H23ZM29 91V90H28ZM34 91H36V92H32V91H30V93L29 94H35V93H37L38 91L37 90H34ZM63 91V90H62ZM88 91V92H87ZM93 91V92H92ZM94 91H95V93L97 92L99 95L100 94H102L103 92V94H106L107 93V95L109 96H107V95H105V96H107L108 98L106 99V97L102 94V95H100L101 96V98L103 99V102L105 103H103V102H101V104H98L99 103V101L98 102H96L95 104H94V100H95V98L96 99H98L99 97V95L98 96H94V95H91L92 93H94ZM110 91H111V94H109L110 93ZM112 91L114 92V91H116L117 93H119L120 94V92L121 93H127V94H125V96L123 95V94H115V96L116 95H119L118 96V98H116V97H114L115 98V100H112L113 99V93H112ZM128 91V92H127ZM148 92V94H149V96L147 95V93H145V95H146V97H144L145 95H144V92ZM179 91V92H180ZM199 91V90H198ZM203 91V90H202ZM201 91V92H202ZM234 91V89L231 91V94L232 93H234L233 92ZM23 92V93H22ZM54 92H55V90H54ZM83 92V93H82ZM86 92V93H85ZM92 92V93H91ZM150 92V93H149ZM151 92H152V94H151ZM156 94H158V95H156ZM164 92H166V91H164ZM200 92V93H201ZM204 92H206V90L204 91ZM220 92V91H219ZM225 92H226V90H225ZM223 93V94H226V93ZM5 94L7 93V92H4ZM13 93V94H14ZM41 93V92H40ZM59 93V92H58ZM65 93H66V90H65ZM68 93V94H69ZM88 93H91L90 95H88ZM140 93H142L143 94V99L141 98V96H142V94L140 95ZM163 93V92H162ZM178 93V92H177ZM176 93V94H177ZM214 93V92H213ZM229 93H230V91H229ZM229 93H228V95H227V97L228 96H231V94L229 95ZM67 94V93H66ZM82 94H85V96L84 95H82ZM87 94V95H86ZM186 94H187V92H186ZM196 94H198V92L196 93ZM221 94V93H220ZM15 95V94H14ZM26 95H27V97L29 96L28 95V92L26 93ZM37 95V94H36ZM79 95L77 96L78 98H80L79 97ZM132 95H134V96H136V98H134V96H132ZM138 95V96H137ZM151 95V96H150ZM161 95V94H160ZM159 95V97H161ZM173 95V94H172ZM189 95V94H188ZM208 95H210V93L208 94ZM213 95V94H212ZM211 95V96H212ZM215 95H216V93H215ZM218 95V94H217ZM222 95V94H221ZM233 96H234V94H232ZM1 97H2V95H0ZM60 96V95H59ZM66 96H68V95H66ZM94 96V97H93ZM103 96V97H102ZM140 96V97H139ZM148 96V97H147ZM168 96V95H167ZM194 96H197V95H195L194 94ZM193 96V97H194ZM199 96V95H198ZM197 96V97H198ZM206 96H207V94H206ZM220 96V95H219ZM14 97V96H13ZM18 97H16V98H18ZM63 97V96H62ZM61 97V98H62ZM70 97V96H69ZM153 97H154V100H153ZM155 97H156V99H155ZM164 97V96H163ZM171 98H173L172 96H170ZM169 96H168V99L170 98ZM192 97V99L196 102V107H198L199 108V106L200 105H202V104H204V102H202L201 104H200V102H198V99H197V97H196V100L194 99ZM200 97H202L201 95H200ZM225 97V96H224ZM236 97V96H235ZM21 98V97H20ZM25 98V97H24ZM57 98V97H56ZM59 98V97H58ZM65 98V97H64ZM138 98H140V100L138 99ZM165 98V97H164ZM171 98L169 99L170 101H171ZM219 97H217L216 96V99H218ZM226 98V97H225ZM236 98H239V97H236ZM15 99V98H14ZM28 99V98H27ZM94 99V100H93ZM106 99V100H105ZM117 99H119V100H117ZM159 99H161V98H159ZM166 99V98H165ZM174 100H175V97L173 98ZM200 99V98H199ZM222 99H223V95H222ZM4 100H5V98H4ZM18 100H19V98H18ZM94 101V102H92V101ZM126 100H129V99H126ZM219 100V99H218ZM221 100V99H220ZM225 100H228L227 98L225 99ZM224 100V101H225ZM241 100H242V98H241ZM263 100V99H262ZM22 101V100H21ZM138 101H137V103L136 104H138ZM162 101H163V99H162ZM161 101V102H162ZM217 101V100H216ZM223 101V102H224ZM0 102H1V100H0ZM46 102V101H45ZM44 102V103H45ZM134 102V103H133ZM139 102V105L141 104ZM143 102V101H142ZM165 102V104H164V109L167 107V104H169V101L167 100V102L168 103H166V101H164ZM206 102H207V100H206ZM213 102H215V100L213 101ZM220 102H222V101H220ZM219 102V105L221 104ZM249 103H251L250 101H248ZM262 102V101H261ZM86 103V102H85ZM84 103V105H85V107H84V105L83 106H79L78 105V107H73V109L72 110H76V111H78V113H86V114H84L85 115V117H83L84 119L86 118V117H88V116H90V115H88L89 113L88 112H86L85 111V109H86V104ZM92 103H93V105H95V106H93L92 105ZM125 103H122L123 105L125 104ZM144 103H146V101L144 102ZM153 103H155V104H152L154 107H155V105H156V107L154 108L153 106V108H154V110H152V108L150 109V111L152 110V114H158V113H155V112H160V110H161V112H162V109H163V107L160 105V107L159 106H157L158 105V103H159V100H158V103L157 102H153ZM178 101H176V103H175V101L173 102V100L171 101V103L170 104H172V105H174V104H176L175 106L176 107H179V104H180V109L179 108H174V106H173V108H174V111H177L180 115H181V113H185V111H187V112H192L193 111V109H194V114H193V112H192V115H195L197 112L199 113V115L200 116H198V114H196L198 117H202V116H204V117H207L206 115H208V117H207V119H208V122L209 123H211L212 125H213V129H214V132H211L212 131V128H210L209 126L211 125H209V124H207V122L205 123V124H207L208 126H207V131L205 132V133H203V134H205V136L207 137V134L209 135L208 137H210L211 139H210V141L213 139L212 137V135L213 134H215L216 133V136L215 137H217L218 136V138L221 136V134L220 133H222V137H220L221 138V142L223 143V146L225 145V147L226 148H224L223 146V148H224V150H222V149H220L221 151H216L217 149L215 148L214 149V147L215 146H218V145H216V143H218L219 141V139H216L215 137H214V139H213V141L214 140H217L216 141V143H215V141L213 142V141H211L212 143H210V141H209V139L207 140V139H205V141L204 142H206L207 141V143H206V145H207V147H209V145L210 144H213L214 146H213V148H212V146L211 147H209L210 148V150H209V148H207L206 147V145H205V143L203 144V142H201V141H197L198 143H201L200 144V146H199V144H197V142H196V145H197V147L199 146V147H203V148H199L198 147V150H197V147H194V146H192L191 144H192V141H190L189 142V139H186V140H184V142L186 141V142H189V144H187V143H183L184 144V148L182 147V143L181 142H179L181 139H180V137L178 138V140L179 141H177L178 142V145H180L181 144V147L184 149V151H185V146H186V148L188 149V152H189V154L188 155H185V154H187V153H185L186 151H187V149H186V151L183 153V155H181L180 153H177L178 152V150L179 149H181V148H179V147H177L178 145H177V143L175 144V142H173V141H171V142H173V144H170L169 142H167V140L165 141V137L163 136V135H165V132H164V130H163V132H164V134L162 135L161 133H160V131H161V129H160V127L162 128V125L161 124H159L158 125V127H159V129L160 130H155V131H153L154 130V128L156 129L157 127H154V128H152V126L151 125H157L156 124V122H155V119L152 121V119H151V121H149L148 120V122L149 123H151V124H149L147 121H145V123L146 124H144L142 121V125L141 124H139L138 126V128H137V126L135 127V125H137V122H136V124L134 123H132L134 126L133 127H131V125L130 126H128L127 125V129L125 128V130H124V132H121V131H123V130H121V128L123 129L124 127H121V124L120 125H114L115 126V128L116 129H118L119 127H120V130L121 131H118L117 132V134H118V138H119V135L120 136H122L123 137V135H125L126 136V138H124L125 140V144H121V145H125L126 146V142L127 143H129L130 142V140L132 139V141L127 145V147H125L126 148V151L124 150V149H122L120 146V144H119V139L117 138V135H115L116 134V131L117 130H115V128L113 129V131L112 130H110V125L108 124V123H103V124H100V123H102V122H100L99 124V128H98V125H96V128H97V131H95L96 130V128H94L95 130L94 131H92L91 130V128H90V130L93 132V133H91L88 129L87 130H85L86 131V133H84V134H81V138L82 137H86L85 138V140L84 139H81L80 137L78 138V136H77V138H78V142H77V138L76 137H74V138H76L75 140V142H73L74 140H72L73 138H72V136H70L69 135V137H71L70 139L72 140H70L69 139V137L67 136V135H64L63 136V134H65V132H66V134H67V132H68V130L66 129V131L64 132H62V134L60 133L61 132V130L60 129H58V131L59 132H56L55 131V133L59 136L60 134L62 135V137L63 138H61V135H60V137H58L57 135V139L59 138V139H61V140H57V139H55L54 138V136H55V133L53 132L54 130H56V128L54 129V130H52L53 129V127L50 129V132L49 131H47L48 133H45L44 131H45V127L47 128V129H49L48 128V126L50 127L51 125H49V123L48 122H46V124H45V122H44V128H39L40 127V125L42 124V119H39V120H37V122L38 123H36V120L34 119V123H33V120H30L29 122H28V120L26 121H24V123L26 122V123H28L29 125L28 126H31V127H27V125H25L28 129H29V132L27 131L28 129L24 126V123H21L20 122V124H23V126L25 127H23L22 125V127L20 126L19 127V129L18 128H16V130L18 129L20 132H22V134H20L19 132H17L16 133V131H15V134L14 133H12V134H14L13 136H12V138L14 139L15 137H16V134H17V136H18V134H20L19 136H18V142H17V138H16V142L10 137V144L12 145V146H14L15 147V149L14 150H12V148L10 147L11 145L9 144V147H7L8 148V150H10V148H11V150L13 151H8V150H6V147H4V148H2V149H5V150H2V151H5V152H1L0 151V154L2 153V155L3 154H6L7 156H6V159H7V157H9V159H5V156L4 157H2V159H4L5 161H7V163H8V166H7V168H4V169H2V170H0V180H1V182H0V187L3 189V187L5 188V186H7L8 187V185L11 183V184H14V187L13 188H11L10 190V193H11V195H18L17 197H19L20 198V196L22 197V196H25L23 199L21 198V199H15V198H13L14 200H13V203H12V206H10V207H8V209L5 211V212H3V214L0 216V264H5V260L7 259V254H5L6 253V251L2 248V246H1V244H3V242H5L4 241V235H6L5 233H7V230H9L8 228H10V226H13L12 224H13V222L14 221H16V218L17 217H19L20 216V214L22 213H24L25 215V217H22V220H23V218H27L26 220H24L23 222H24V224L25 223H27V222H29L30 221V218H31V220L34 218V224H33V229L35 230V229H42V228H49V227H51V229H55V225H57V224H59L61 221H62V218L64 217V219L66 218V216H67V222L68 223H70V224H72V226H76V219H74V218H72V217H69L68 215H66V213H68V212H65V211H63L64 210V208H68V209H71L72 211L71 212H75V211H77L78 212V210L81 212V209H83V210H85V211H87L86 209H88V213L85 215L84 214V217H82V219H77V220H79V221H81V223H79V224H81V228H78V231H77V233L80 235V237L81 238H83L84 236H86V234L87 235H90L91 234V231L93 230V229H96V228H98V226H97V218L99 217V215H103V217H108V215L109 214H111L112 212H113V206H114V204L117 202V204H121V203H124V204H126V206L128 207V205H129V203L131 204L130 206H129V209H128V211H127V207H126V211H125V213L123 212V213H121L122 211L118 208V210H120V211H118L119 212V214H117V215H119V217H118V219L117 220H115L116 222V224H115V226H113V229H114V231H111V232H113V236L114 237H116V239L117 240H119V239H126V240H129V241H136V240H138V239H140V237L142 238V236H144L145 237V240H147L148 239V237H147V239H146V235L147 236H149L148 234H153L154 233V231L155 230H159V234H160V238H157L158 240L157 241H159L160 239L162 240V242L160 243V244H158V246H159V253L157 252V253H155V252H147V253H145L144 255H143V257H142V259L139 261V263H137V264H264V250H249L248 252L246 251V253L244 254V253H242V252H245V251H241V250H237V248L238 247H236V249H235V247L234 246H229L230 245V243H232L231 245H234L235 243H236V241L235 242H231L230 241V239H232V237H233V235H234V233H233V235H232V233L230 232V229L232 228H230V227H225L224 229H221L222 231H224V233L226 234V236H227V238L229 239V242H228V246L226 245V246H217V245H212V244H214V242L212 243V244H209L208 246H206V244L204 243L203 245L201 244L202 242H200V241H198L199 239H203V236H202V238H200L201 236H199L196 232H195V230H194V228H192V226H191V224H190V221L191 220H189L188 218H184L183 219V221L185 222V223H181V222H176L175 220H174V215L175 214H177V212L178 211H181V214H183L185 217H186V212L189 210V208H191V211H194V212H196L197 214L198 213H205V214H207V213H209V212H213V211H216L217 210V212H218V210L220 209V208H222L221 206L223 205V203L225 202V201H227V200H229V196L231 195V194H234V193H231L230 194V192H232L235 188L238 190V191H240L241 190V188L240 187H242V189H244L243 190V192L244 191H248V188L252 185V182H254L259 176H260V173L262 172V168L263 167H261V166H263L264 165V155H258V154H256V152H257V150H256V148L257 147H262L263 145H264V106H263V108H259V109H257L256 107H255V105H254V102H253V105H254V107L256 108V110H257V112H256V110L254 109V107L251 109V108H248V107H252V106H250V105H252V104H249V106H248V104H246V107H244L243 109H238V108H240V107H233V106H231V105H227L226 106V104H229L228 102L226 103H223V104H221V106H219V105H216V106H212V104L210 105L209 103H208V105H206V104H204V105H206L205 107L206 108H204V105H202L203 106V108H201L202 106H200V110H198V108H197V111L195 110L196 109V107H195V105L193 106V103H191V100H189L188 102H185V104L184 103H178ZM198 103V104H197ZM211 103V102H210ZM217 102H215L214 103V105L216 104ZM0 104H2V103H0ZM29 104V103H28ZM76 104V103H75ZM74 104V105H75ZM96 104L99 106H96ZM105 106H104V105ZM119 104V105H118ZM160 104V103H159ZM170 104L168 105V108H170L169 106H170ZM195 104V103H194ZM225 104V105H224ZM232 104V103H231ZM239 104V103H238ZM243 104V103H242ZM256 104V103H255ZM59 105H60V103H59ZM163 105V104H162ZM171 105V106H172ZM178 105V106H177ZM182 105V106H181ZM257 105H258V102H257ZM260 105H262L261 103H260ZM264 105V104H263ZM91 106H93V107H91ZM100 106H103V107H100ZM124 106H126V105H124ZM128 106V105H127ZM136 106V107H135ZM134 107L135 108H137L138 106L137 105H135ZM210 106V107H209ZM213 108H212V107ZM231 108H230V107ZM20 107H22V106H20ZM37 107H39V106H37ZM37 107H36V109H37ZM40 107H43L44 108V106H40ZM40 107H39V109H40ZM83 108L82 110L84 111V112H82V110H81V108ZM91 107V108H90ZM107 107H110V108H107ZM141 107H142V105H141ZM147 107H149V106H147ZM162 107V108H161ZM2 108V107H1ZM17 108V107H16ZM15 108V109H16ZM31 108V109H30ZM29 109L31 110V111H33L34 112V110H36V109H34V110H32V108L33 107H30ZM35 108V107H34ZM78 108H80L79 110H77ZM93 108V109H92ZM106 108V109H105ZM113 110H112V109ZM129 108V107H128ZM168 108H167V110H168ZM172 108V107H171ZM170 108V109H171ZM193 108V109H192ZM236 109V110H239V111H236V110H234V109ZM242 108V107H241ZM4 109V108H3ZM20 109V108H19ZM23 109V108H22ZM28 109V108H27ZM39 109H37V112L39 111ZM45 109V108H44ZM90 109H92V111H90ZM95 109H96V111H95ZM133 109V108H132ZM145 109V108H144ZM143 108H140V110H139V107L137 108V110H139V113H141L140 111H142L143 112V110H144ZM146 109H148V108H146ZM163 109V110H164ZM169 109V110H170ZM177 109V110H176ZM232 109L234 110V112H232ZM247 109V112H250L249 113V116L252 114V116H254V118L256 117L257 119H261V120H259L258 122H257V119H256V122H255V120H254V118L253 117H249L248 119L246 118L247 116H246V114H247V112H245V110ZM255 111H254V110ZM2 110V109H1ZM26 110V109H25ZM74 110V111H75ZM93 110H94V112H93ZM112 110V111H111ZM115 110V111H114ZM128 110V112H129V109H127ZM166 110V109H165ZM165 110L163 111V112H165ZM172 110V109H171ZM178 110H184L183 112L182 111H178ZM231 110V111H230ZM255 112V113H253V111ZM258 110H261V111H259L258 112ZM7 111V110H6ZM17 111H18V108H17ZM20 111V110H19ZM24 111V110H23ZM75 111V113H77ZM81 111V112H80ZM124 111V112H123ZM147 111V110H146ZM149 111V112H150ZM155 111V112H154ZM236 111V112H235ZM240 111L242 112V111H244L243 113L245 114H242V113H240ZM40 112V111H39ZM101 112V111H100ZM127 112V113H128ZM187 112L185 113V114H187ZM196 112V113H195ZM202 112V113H201ZM204 112H205V114H204ZM239 112V113H238ZM262 112V113H261ZM3 113V112H2ZM23 113V112H22ZM97 113V112H96ZM119 113V114H120ZM124 113V114H125ZM177 113V114H178ZM183 113V114H184ZM189 113V114H190ZM233 115H232V114ZM235 113V114H234ZM18 114V113H17ZM112 114V113H111ZM115 114V113H114ZM142 114V113H141ZM150 114H151V112H150ZM185 114L183 115V116H185ZM201 114H204V115H201ZM229 114H231L232 115V118H231V116L229 115ZM242 116H241V115ZM79 115V114H78ZM84 115H82V116H84ZM88 115V116H87ZM109 116H110V114H108ZM234 115L236 116V115H238L237 117H234ZM241 117H244L243 119L244 120H241L242 118H240V116ZM248 115V114H247ZM6 116V115H5ZM81 116V117H82ZM152 116V115H151ZM176 116H178V115H176ZM191 116V115H190ZM262 116V117H261ZM113 117H115V116H113ZM113 117H111V118H113ZM155 117V116H154ZM203 117V118H204ZM2 118V117H1ZM147 118V117H146ZM145 118V119H146ZM148 118H151L150 116L148 117ZM147 118V119H148ZM164 118V117H163ZM172 118V117H171ZM175 118V117H174ZM180 118V117H179ZM238 118H240V119H238ZM5 119H6V117H5ZM114 119V118H113ZM121 119V118H120ZM165 119V118H164ZM177 119V118H176ZM181 119V118H180ZM184 119V118H183ZM201 119V118H200ZM237 119V120H236ZM77 120H78V118H77ZM76 120V121H77ZM109 120H111V119H109ZM144 120V119H143ZM159 120V119H158ZM186 120V119H185ZM205 120H206V118H205ZM213 120H215V121H213ZM217 120H220L221 122L220 123H218V121ZM239 120H241V121H243V122H241V121H239ZM254 120V121H253ZM1 121V120H0ZM17 121V120H16ZM41 121V122H40ZM44 121H46L45 119H44ZM47 121H49V120H47ZM82 121V120H81ZM81 121H80V124L78 123V122H76V123H78L77 125L79 126V127H83V122L81 123ZM84 121V120H83ZM115 121V120H114ZM116 121H117V119H116ZM160 121V120H159ZM168 121V120H167ZM172 121V120H171ZM200 121V120H199ZM207 121V120H206ZM212 121H213V123H212ZM217 121V122H216ZM106 122H107V119H106ZM113 122V121H112ZM126 122V121H125ZM125 122L123 123L124 125H125ZM153 122V123H152ZM169 122H170V120H169ZM168 122V123H169ZM173 122H174V120H173ZM214 122H216V124L214 123ZM0 123H2V122H0ZM41 123V124H40ZM121 123H122V121H121ZM159 123V122H158ZM200 123V122H199ZM4 124V123H3ZM3 124H1V126L3 127L4 125ZM12 124V123H11ZM16 124V123H15ZM15 124H12V125H14L15 127H16V125ZM31 124V125H30ZM40 124V125H39ZM48 124V125H47ZM75 124V123H74ZM74 124L72 125V127H71V130H72V132H68V133H72V135H74V134H76V132L75 133H73L74 132V129H75V126H74ZM81 124H82V126H81ZM119 124V123H118ZM122 124V126H124ZM163 124V123H162ZM172 124V123H171ZM175 124V123H174ZM181 124H183V125H181V128L180 129H188L189 130V128H190V130L192 131V132H196L195 134H197V131L199 130V129H201L200 128V126H203V125H199V124H197L198 126L196 127V126H194L196 123H191V124H189V126H188V124L185 122V124H184V122L183 123H181ZM202 124H204V123H202ZM218 124H220V126H222V128L220 127V126H218ZM236 124V125H235ZM19 125V122H18V124H17V126ZM35 125H36V127H35ZM47 125V126H46ZM61 125V124H60ZM76 125V124H75ZM76 125V126H77ZM101 125H102V127H103V129L101 128ZM176 125V124H175ZM190 125H193V127L192 126H190ZM211 125V126H212ZM218 126V128H216L217 126ZM11 126V125H10ZM14 126H11L12 128L14 127ZM34 126V127H33ZM37 126H38V128H39V130H35V129H38L37 128ZM43 126V125H42ZM94 126V125H93ZM151 126V127H150ZM165 126V125H164ZM177 126V125H176ZM185 126V127H184ZM188 126V127H187ZM204 126H206V125H204ZM232 126H236L234 129H232L233 127ZM252 126H255L254 128H252ZM104 127H105V130H104ZM106 127H107V129H106ZM179 127H180V125H179ZM184 127V128H183ZM187 127V128H186ZM194 127H196V129H198L197 131H196V129L195 130H192ZM199 127V128H198ZM208 127H209V129H208ZM4 128V130H5V128L6 127H3ZM9 127L7 126V129H8ZM23 128H24V130H23ZM64 128V127H63ZM101 128V129H100ZM131 128V129H130ZM136 128V129H135ZM172 128H175V127H173L172 126ZM204 128V127H203ZM221 128V129H220ZM248 128V129H247ZM249 128L251 129V130H249ZM1 130H2V128H0ZM11 129V128H10ZM10 129H8V130H6L7 132L10 130ZM14 129V128H13ZM31 129V130H30ZM32 129L33 130H35L34 132L32 131ZM44 131H43V130ZM65 129V128H64ZM69 129V128H68ZM100 129V130H99ZM110 131H109V130ZM128 129H129V131H128ZM152 129V130H151ZM176 129V128H175ZM174 129V130H175ZM206 129H204V130H206ZM210 129H211V131H210ZM215 129H217V131L215 132ZM222 129H224V131L222 130ZM227 129V130H226ZM229 129V130H228ZM232 129V130H231ZM252 129H255V131H252ZM27 131V133H26V131ZM43 131L44 132V134H43V136L45 135V138L41 135L40 136V134L42 133V132H39V133H37V131ZM52 130V131H51ZM75 130H77V128L75 129ZM78 130H79V128H78ZM108 130V131H107ZM114 130H115V132H114ZM119 130V129H118ZM183 130H182V132H183ZM187 130V131H188ZM189 130V131H190ZM220 130V131H219ZM3 131V130H2ZM5 131V132H6ZM30 131H32L35 135H32V132H30ZM89 133H88V132ZM104 131H106V134H107V136L109 137H112L113 136V134L115 135V138H117V140L114 138H112L113 140V143H112V141H111V139H109V143H111V145L110 146H112L111 148H110V146L108 147L107 145V147L108 148H105L106 146L104 145V144H106L105 142L106 141H104V142H102L101 140L99 141V138H101V137H98V135H97V137H98V140H95V138H96V134H101L102 132H104ZM112 131V132H111ZM159 131V132H158ZM169 131V130H168ZM167 131V132H168ZM181 131V130H180ZM185 131L186 130H184V132L183 133H185ZM188 131V132H189ZM200 131V130H199ZM208 131H210V132H208ZM4 132V133H5ZM6 132V133H7ZM11 132H13L12 130H11ZM36 132V133H35ZM100 132V133H99ZM107 132H110L111 133V135H110V133H107ZM121 132V133H120ZM154 132H158V134L160 135H158V134H156V137H157V135H158V137H161V135L163 136V138H164V142H163V140H161V139H163L162 137L161 138H159V139H157L156 137H155V133ZM162 132V133H163ZM173 132H176L177 133V131H173ZM201 132V131H200ZM203 132V131H202ZM239 132H242V133H239ZM2 133V132H1ZM0 133V134H1ZM10 133V132H9ZM24 133V134H23ZM25 133H26V135H25ZM32 135V136H35V137H31V136H29L30 134ZM54 133V134H53ZM83 133V132H82ZM120 133V134H119ZM124 133H126V134H124ZM154 133V138H155V140H152V139H150V137H153V136H151V134H153ZM171 133V132H170ZM199 133V132H198ZM219 133V135H217ZM11 134V135H12ZM88 134H90V135H92V136H90V135H88ZM150 134V135H149ZM172 134V133H171ZM190 134H191V132H190ZM200 134V133H199ZM212 134V135H211ZM238 134V135H237ZM23 135V136H22ZM27 135L29 136V137H27ZM48 135H49V137H48ZM52 135V136H51ZM85 135H87V136H85ZM185 135V134H184ZM201 135V134H200ZM199 135V136H200ZM236 135H237V138H236ZM241 135H243V136H241ZM37 136H39V137H37ZM68 137L67 138V140H66V137ZM128 136L130 137V136H132L131 138H130V140H128L129 138H128ZM149 136V137H148ZM169 136V135H168ZM177 136V135H176ZM186 136V135H185ZM187 136H188V134H187ZM197 136V135H196ZM202 136V135H201ZM212 136V137H211ZM24 138V139H22V138ZM25 137H27L28 138V140L27 139H25ZM46 137H48L49 138V141L48 140H46ZM95 137V138H94ZM114 137V136H113ZM140 137V139H138ZM205 137V138H206ZM21 138V141H19V139ZM29 138H30V140H31V143H29V145L27 144V142L28 141H30L29 140ZM32 138H37V140H39L38 138H40L41 140V142L39 141H37L36 139L34 140V141H32ZM43 138V139H42ZM94 138V139H93ZM170 138H171V136H170ZM184 138V137H183ZM187 138V137H186ZM204 138V137H203ZM235 138V139H234ZM242 138V139H241ZM44 139L46 140V141H44ZM54 139H55V142H59V143H56L55 144V142H54V144L56 145V146H58V148L59 149H61L62 148V151H61V153H60V155H62V156H56V155H52L51 153V155L54 157V159H53V157H51V159L49 158H47L46 156H45V158H43V156H41V154L43 153V152H37V150H36V152L37 153H39V155L36 153L34 156H33V154H31V156H30V153H29V151L28 150H31L33 147V145L34 146H36L37 145V143L40 145V146H36V147H38V149H40L39 147H41V145L44 143V145L46 144V142L48 141V142H51V140H52V142L54 141ZM62 139H63V141H62ZM68 139L70 140V142L68 141ZM81 139V140H80ZM91 139H92V142H91ZM102 139V138H101ZM120 139H121V137H120ZM195 139V138H194ZM199 139V138H198ZM232 139H234V142H233V140ZM8 140V139H7ZM13 140V141H12ZM25 140V142H23ZM88 140V141H87ZM94 140V141H93ZM123 140V139H122ZM159 140V141H158ZM170 140V139H169ZM168 140V141H169ZM183 140V139H182ZM181 140V141H182ZM225 140V141H228V144H227V142H226V144H225V142H223V141ZM237 140H240L239 142V144H237V143H235V141H237ZM27 141V142H26ZM65 141V144H66V142H68L67 143V146H71V148H70V146H69V150L66 148L67 146L64 144V146H66V147H63V143H62V147L60 148V143L61 142H64ZM114 141L116 142V141H119V142H116L115 144H114ZM209 141V142H208ZM230 141H231V144H230ZM23 142V143H22ZM32 142H34V144L32 143ZM37 142V143H36ZM43 142V143H42ZM51 142V143H52ZM73 142V143H72ZM221 142H219V143H221ZM233 142V143H232ZM242 142V143H241ZM3 143V142H2ZM5 143H6V141H5ZM15 143H16V145H15ZM17 143H19L18 144V146H17ZM35 143H36V145H35ZM51 143H49V145L48 144H46V146L47 147H49L50 145H51ZM71 143V144H70ZM75 143V144H74ZM100 143H102L103 144V146H104V148L105 149H110V150H114L115 149V151L118 149L119 150V147L121 148L120 150H122V152H121V154H123V150H124V156H122L121 158H123V157H125L124 159H125V161H127V162H135V164L137 165V164H140V166H142L141 164H142V162H144L145 160H151V161H153L152 162V165L151 166H145L144 167V171L145 172H142V171H136V170H132V172H126V171H128V170H126V171H124V169L125 168H123V169H121V170H123L121 173L119 172V174H115L114 175V172L112 171L111 173L109 172V174H110V177L109 176H107V178H104L103 179V177L101 178V179H103V180H101L100 179V177H99V175L98 176H96L97 174H95V178L96 177H99L97 180H99V181H96V179L95 178H93L92 177V175L91 174H93V173H95V172H93V171H91L92 173L91 174H89V175H91V177L93 178L92 180H91V177H89L88 176V178L90 179V180H88L87 181V177H85V175H79V176H73L74 174H76L75 172H73L74 174H72V175H70V176H68V174L66 173H64V172H62L61 171V176L59 175V173H53V175H50V174H52V173H50V170L51 171H53V170H58V168H60L61 170H63V171H66V169L65 168H67V164H65V163H68V162H70L69 160H71L72 162L75 160V161H77V162H70V163H72L71 164V166L73 165H77V166H75L76 168H78V164L80 163L79 161H82V160H85L87 157H89V156H92L93 154H94V156H97V157H100L99 155H100V153H98L97 154V152H94V151H97V150H99V152L101 151V147L102 146H100ZM117 143H118V145H117ZM120 143H123L122 141L120 142ZM191 143V144H190ZM218 143V144H219ZM4 144V143H3ZM7 144V145H8ZM14 144V145H13ZM57 144H59V145H57ZM69 144V145H68ZM81 144V145H80ZM114 146H116V147H113V145ZM168 144H170L169 146H166V145H168ZM186 144V145H185ZM232 144H234V146L232 145ZM235 144H236V146H235ZM22 145H24V148H26V152H25V149L24 148H22ZM28 145V146H27ZM31 145V146H30ZM73 145L74 146H76V148H77V145H78V148L80 147V146H83V148H81L82 150H80V152H84V153H80L78 150L80 149H76L75 147H73ZM175 145H177L176 147L177 148H179V149H175V150H177V152L175 153V150L173 149V148H175L174 146ZM188 145H191V150L193 151L194 149H195V151H197V153L199 152L200 153V151L202 152V153H204V151H205V153H207L208 151L210 152V153H208V154H205L204 156H202L203 154L202 153H200V155L199 154H197V153H194V152H192V151H189L190 150V148H189V146ZM205 145V146H204ZM5 146V145H4ZM20 146H21V148H20ZM32 147V148H30V147ZM84 146H86V148H88L89 150H87ZM95 148H94V147ZM157 146H158V148H159V146L161 147L162 146V148H160V149H157ZM173 146V147H172ZM20 148V150L18 149V148ZM30 148V149H27V148ZM53 147V148H52ZM73 147V148H72ZM194 147V148H193ZM205 147V148H204ZM17 148V149H16ZM91 148H92V151L94 150V149H96V150H94L93 152H92V154H91ZM94 148V149H93ZM104 148H102L103 150H104V152L106 151ZM207 148V149H206ZM234 148H235V150L237 151V152H235V150H234ZM264 148V147H263ZM21 149H23L24 150V153H23V150H22V153L20 152L21 151ZM34 149H35V147H34ZM49 151H51V149H55V146H53V144H52V146L51 147H49V148H47ZM71 149V150H70ZM86 149V150H85ZM128 149V150H127ZM173 149V150H172ZM213 149V150H212ZM261 149V148H260ZM58 150V149H57ZM56 150V152H59V151H57ZM68 150V151H67ZM73 150L74 151H77V152H73ZM117 150V151H118ZM233 150V151H232ZM256 150V151H255ZM262 150V149H261ZM42 151H44V150H42ZM70 151V152H69ZM214 151H216L215 153H214ZM248 151H251L249 154H247L248 153ZM8 152H10V154L8 155ZM29 154H28V153ZM73 152V153H72ZM103 152V153H104ZM109 152V151H108ZM120 151H118V153H119ZM180 152V151H179ZM190 152H191V154L192 155H190ZM220 152V153H219ZM255 152V153H254ZM87 153H89V156H87ZM95 153H96V155H95ZM110 153H111V151H110ZM170 153H175V158H178V159H180V160H176V161H178V162H180V161H183L184 162V164L182 165H178V162H177V165H176V163H175V166H178V167H175V166H173L174 167V169L173 170H167L166 168H164V169H166V171H163V169L161 170V167H169V168H172V167H170L169 166V164L170 163H173L172 162V160L174 159V157L172 156V155H169ZM194 153V154H193ZM211 153H214V154H211ZM233 153V155H231ZM234 153H235V156H234ZM54 154H56V153H54ZM91 154V155H90ZM179 154L181 155V156H179ZM37 155V156H36ZM84 155H86V156H84ZM233 156V158H230L231 156ZM41 156V157H40ZM56 156V157H55ZM68 156V157H67ZM83 156V157H82ZM133 156H135V157H133ZM169 156H171V160H170V157ZM177 156H179V157H177ZM29 157H31V159L29 158ZM40 157V158H39ZM63 157L68 161V162H66L65 161V159H63ZM67 157V158H66ZM93 157V156H92ZM102 158H103V156H101ZM101 157L99 158V159H101ZM119 158H120V156H118ZM1 158V157H0ZM28 158V159H27ZM33 158V159H32ZM41 158H43V159H48V160H46V161H44L43 163H42V160L43 159H41ZM81 158H84V159H82L81 160ZM118 158V159H119ZM168 160H170V161H168V162H170L169 164H168V162H167V159ZM73 159V160H72ZM76 159H79V160H76ZM94 159V158H93ZM124 159H122V160H124ZM166 159V160H165ZM233 160L232 162H233V167L235 168V167H238V163H240V165L242 166L241 168H239V170H237L236 168L234 169H223V165H225L226 163L228 164V161L229 160ZM9 160V161H8ZM25 160L27 161L28 160V163H30V164H32V167L33 166H36V169H34V170H32V171H30L31 169H30V164H28L27 162L26 163H24L25 162ZM32 160L34 161V162H32ZM88 160V159H87ZM161 160H163V163H161L162 161ZM164 160L167 162V164H168V166L166 165V163H165V165L163 166V164H164ZM175 160H174V162H175ZM41 161V162H40ZM94 161V160H93ZM1 162V161H0ZM4 162V161H3ZM3 162H1V163H3ZM32 162V163H31ZM46 162V163H45ZM79 162V163H78ZM82 162H84L85 163V161H82ZM88 162H90V161H88ZM123 162V161H122ZM121 162V163H122ZM126 162V163H127ZM159 162L161 163V166H160V164H159ZM230 163H232L231 161H229ZM33 163L34 164H36V165H33ZM41 163L42 164H45L44 165V167L43 166H41ZM70 163H68V166L70 165ZM180 163H182V162H180ZM242 163V164H241ZM254 163V164H253ZM9 164H11L10 165V167L12 168V172H11V168L9 167ZM81 164V165H80ZM79 164V166H82V164L83 163H80ZM88 164V163H87ZM116 164H118V163H116ZM115 164V165H116ZM91 165V164H90ZM2 166V165H1ZM58 168H57V167ZM70 166V167H71ZM92 166V165H91ZM94 166V165H93ZM96 166V165H95ZM100 166H101V163H100ZM103 166V165H102ZM199 166H203V168L205 167V168H208L209 170H206L205 171V173L203 174V176H201V177H199V178H197L196 177V179L194 178H191V176L190 177H188V175H189V173H190V169H192V168H196V167H199ZM254 166H256L257 168L255 169V167ZM5 167V166H4ZM8 167L10 168L9 170H10V172L12 173L11 175H13L14 173H16V171H14V170H18L19 169V171L21 170L22 172H18L17 171V173H19V174H15V176H17V175H19L17 178H19L20 176H21V181L19 182H17V186H15V179H12L13 181H15L14 183L13 182H11V181H9V182H6V179H4L3 181H2V179H3V175H4V177H5V175L6 174H8L9 172H7V171H9L8 170ZM43 167V168H42ZM89 167V166H88ZM122 167V166H121ZM123 167H125V166H123ZM127 167V166H126ZM222 167V169H220ZM240 167V166H239ZM250 167H253L254 168V170H253V168H250ZM1 168V167H0ZM18 168V169H17ZM53 168V169H52ZM81 168V167H80ZM94 168V167H93ZM103 168V167H102ZM119 168V167H118ZM143 168V167H142ZM29 169V170H28ZM41 169H43L42 171L44 172V173H42V174H44V175H42V174H40V171H41ZM60 169H59V172H60ZM83 168H81V171H84V170H82ZM90 169V168H89ZM92 169V168H91ZM96 169V168H95ZM128 169V168H127ZM78 170V169H77ZM76 170V171H77ZM88 170V169H87ZM86 170V171H87ZM119 170V169H118ZM199 170V169H198ZM80 171V170H79ZM101 171H102V169H101ZM116 171V170H115ZM159 171H162V172H159ZM204 171V170H203ZM67 172H69L68 171V169H67ZM87 172H89L90 173V171L88 170ZM103 172V171H102ZM101 172V174L103 175H105L106 176V174L105 173H102ZM118 172H116V173H118ZM136 172V173H135ZM137 172L139 173V172H142V173H144V175H146V176H144L142 173H139L138 175H137ZM62 173H64V174H62ZM83 174H84V172H82ZM86 173V172H85ZM113 173V174H112ZM22 174V175H21ZM38 174H40L39 176H38ZM54 174H55V177H54ZM79 174H81V172H79ZM109 174H107V175H109ZM28 175H31V179H29L28 180ZM77 175V174H76ZM86 175H87V173H86ZM101 175V176H102ZM259 175V176H258ZM58 176V177H57ZM80 176H81V178H83V179H86L85 181L83 180V179H81L80 181L81 182H79V179H80ZM104 176V177H105ZM12 177V176H11ZM14 178V177H13ZM264 179V178H263ZM18 180H20V179H18ZM79 184H78V183ZM78 185H77V184ZM8 188H10V187H8ZM2 189H0V190H2ZM6 189V188H5ZM250 189V188H249ZM252 189V188H251ZM5 190H3V193H5L4 192ZM8 190H6V192H7ZM2 192V191H1ZM0 192V193H1ZM3 193H1V194H3ZM9 193V191L6 193V194H8ZM9 193V194H10ZM238 193V192H237ZM252 193V192H251ZM260 193H262V192H260ZM5 194V195H6ZM4 195V194H3ZM20 195V196H19ZM189 195H192V197H194L195 199L194 200H196L195 202H191L190 204H188V206H189V208H188V210H187V208L185 209L184 207H182V205L181 204H183V203H181L180 201H177V203L176 202H174L175 200V198H179L180 200L181 199H186V198H188V196ZM235 195V194H234ZM256 195V194H255ZM263 195V194H262ZM7 196V195H6ZM10 197V196H9ZM192 197H190L191 199H193ZM0 198H1V196H0ZM3 198H5V196L4 197H2V199ZM250 198V197H249ZM255 198V199H254ZM263 198V197H262ZM189 199V198H188ZM239 199V198H238ZM258 199L259 198H257V196L255 197H253V199H250V201H246L245 199H244V202L241 204V206L240 207H238L237 208V210L234 208L233 210H235V212L236 213H234L235 215L238 213V215H239V213H241V215H242V213H244V215L245 214H247V213H251L252 214V212H254V211H257V209L259 210L260 208V206L262 205L261 203V205L259 204V201H258ZM264 199V198H263ZM263 199H260V202H262L261 200H263ZM6 200V199H5ZM4 200V201H5ZM177 200V199H176ZM3 201V200H2ZM264 201V200H263ZM119 202V203H118ZM121 202V203H120ZM233 202V201H232ZM235 202V201H234ZM242 202V201H241ZM127 203H128V205H127ZM176 203V204H175ZM229 203V202H228ZM9 204V203H8ZM186 204V203H185ZM27 205L29 206V205H31V206H33L34 208H33V210H35V212H32V213H34V215L33 216H31V214H30V212H29V210H27V208H25V206L27 207ZM264 205V204H263ZM263 205H262V207L261 208H263ZM184 206V205H183ZM231 206V205H230ZM41 207H43V209L41 208ZM117 207V206H116ZM115 207V208H116ZM123 208V207H122ZM231 208H233V206L231 207ZM57 209H59L60 210V212H57L58 210ZM82 210V211H83ZM232 210V209H231ZM65 212V213H64ZM76 212V213H77ZM75 213V214H76ZM188 213V212H187ZM78 214V213H77ZM123 214H128V215H131L132 216V218L130 219L129 218V222H131V225H132V227L133 226H137L135 229L134 228H131V226H130V224H129V226H130V228H128V230L126 231V230H122L123 232H124V234H122L121 233V223H123L122 221H123V219H122V215ZM189 214V213H188ZM230 214V213H229ZM257 214V213H256ZM264 214V213H263ZM81 215H83V214H81ZM112 215V214H111ZM116 215V216H117ZM167 215H170L172 218L169 220V222H167V223H162V224H160V225H158L157 223H158V221L159 220H161V218L162 217H165V216H167ZM213 215V214H212ZM262 215V214H261ZM22 216V215H21ZM20 216V217H21ZM137 216V217H136ZM179 216V215H178ZM177 216V217H178ZM224 216V215H223ZM259 216V215H258ZM97 217V218H96ZM106 217V218H107ZM113 217V216H112ZM124 217V216H123ZM129 217V216H128ZM208 217V216H207ZM230 217V216H229ZM236 217V216H235ZM252 217V216H251ZM125 218V217H124ZM256 218V217H255ZM108 219V218H107ZM208 219V218H207ZM206 219V220H207ZM236 219V218H235ZM251 219H253V218H251ZM257 219V218H256ZM99 220V222L100 223H104V224H106V222H105V220L104 219H98ZM212 220V219H211ZM241 220V219H240ZM242 220H244V219H242ZM110 221H112V220H110ZM223 221H225V217H224V219L223 218H219L218 219V221H217V226L219 225L220 227H221V224L223 225ZM235 222H236V220H235ZM238 223V222H237ZM239 223H240V221H239ZM245 223V222H244ZM49 226H47V225ZM69 224V225H70ZM78 224V223H77ZM126 224V223H125ZM216 224V223H215ZM246 224V223H245ZM68 225V226H69ZM208 225V224H207ZM226 225V224H225ZM243 225V224H242ZM20 226V225H19ZM58 226V225H57ZM209 226H211V227H209V228H211V230L210 229H208V233L210 234L209 236H214V234H216V233H218L216 230H218V228L216 229L215 227H217L216 225H214V227H212V225L211 224H209ZM234 226H235V224H234ZM73 227V228H74ZM80 227V226H79ZM107 227V226H106ZM248 227V226H247ZM250 227V226H249ZM57 228V227H56ZM77 228V227H76ZM246 228V227H245ZM50 229V228H49ZM49 229H48V231H49ZM107 229H108V227H107ZM199 229H201L202 230V228H199ZM199 229H196V230H199ZM234 229V228H233ZM242 229V228H241ZM16 231H15V234L13 235V234H11L10 235V241L13 243V249H14V252H13V254H14V259L16 260V264H27V261H25L24 260V254H23V250H22V248H21V239L19 238V230H20V228L18 227L17 229H15ZM33 230V231H34ZM43 230V229H42ZM56 230V229H55ZM72 230V229H71ZM73 230H75V229H73ZM194 230V231H193ZM210 230V231H209ZM236 230V229H235ZM36 231V230H35ZM52 231V230H51ZM125 231H126V234H125ZM204 231V230H203ZM216 231V232H215ZM222 231L221 232H219V233H221L222 234ZM90 232V233H89ZM93 232V231H92ZM205 232H207V231H205ZM235 232H237V231H235ZM9 233V232H8ZM77 233H75V234H77ZM89 233V234H88ZM242 233V232H241ZM48 234V233H47ZM55 234V233H54ZM70 234V233H69ZM72 234V233H71ZM77 234V237L79 236ZM158 234V235H159ZM201 234V233H200ZM244 234V233H243ZM250 234H252V233H250ZM38 235V234H37ZM52 235H53V233H52ZM95 235V234H94ZM101 235V234H100ZM236 235V234H235ZM13 236H14V238H13ZM25 236V235H24ZM58 236V235H57ZM63 236V235H62ZM83 236V237H82ZM102 236H104V237H102ZM102 236H100L99 237V241H96V243H94V245L93 244H91V245H86V247L82 250V254L80 255V256H78V257H76V258H78L76 261H72L71 259L73 258H70L71 257V255L74 253L73 251V253L71 254V251L69 252V250H68V252H66L67 253V255H68V257H66V255L64 256V258L63 259H61V257H59V262H60V264H93V262H94V260L96 261V264H97V258H100L99 256H98V254L100 253V251H99V253H98V250H100V248H101V244L102 245H104V244H106V247H108L107 246V244L108 245H110V242H112V244H116V245H120L121 246V244L119 243V242H113V241H107V239H106V236L103 234ZM237 236V235H236ZM262 236V235H261ZM38 237V236H37ZM42 237V236H41ZM61 237V236H60ZM73 237V236H72ZM71 237V238H72ZM79 237V238H80ZM87 237V236H86ZM118 237V238H117ZM150 237V236H149ZM152 237V236H151ZM156 237H158V236H156ZM206 237V236H205ZM204 237V238H205ZM208 237V236H207ZM206 237V238H207ZM75 238V237H74ZM80 238V239H81ZM98 238V237H97ZM176 239V240H178V241H180V243H182V245L181 244H179L180 246H179V248H180V251L178 250H175V251H171V250H167V251H162V249H161V246L164 244V243H167V240L168 239ZM205 238V239H206ZM210 238V237H209ZM208 238V239H209ZM223 238V237H222ZM234 238V237H233ZM237 238V237H236ZM257 238V237H256ZM264 238V237H263ZM262 238V239H263ZM15 239V240H14ZM79 239V240H80ZM184 239H186L187 240V243H189L190 244V246H191V243H193L194 241H198L197 242V244H196V242H195V244L196 245H192L193 246V248H195V249H192V250H190L191 249V247L190 246H188V244L187 245H185V244H183V242H182V240H184ZM258 239V238H257ZM68 240V239H67ZM73 239H70V244L69 243H67V244H69L68 245V247H69V249L70 250H74L76 247H78V242H79V240H78V242H76L75 240V242L74 241H72ZM83 240V239H82ZM98 240V239H97ZM115 240V239H114ZM149 240V239H148ZM152 240V239H151ZM41 241V240H40ZM64 240H62V242H63ZM66 241V240H65ZM120 241V240H119ZM153 241V240H152ZM226 241V240H225ZM228 241V240H227ZM241 241V240H240ZM84 242V241H83ZM104 243V244H103ZM151 243V242H150ZM169 243V242H168ZM179 243V242H178ZM234 243V244H233ZM8 244V243H7ZM66 244V245H67ZM237 244H238V242H237ZM49 245V244H48ZM85 245V244H84ZM135 245V244H134ZM138 245V244H137ZM143 245H145V243L143 244ZM210 245H212V246H210ZM175 246V245H174ZM186 246H188V247H190V249L189 250H187V251H185V249H187V248H185ZM236 246V245H235ZM246 246V245H245ZM12 247V246H11ZM72 249H71V248ZM98 248V249H95V248ZM112 247V246H111ZM78 248H80V247H78ZM103 248V247H102ZM167 248V247H166ZM169 248V247H168ZM24 249V248H23ZM107 250L108 252L107 253H109V252H115L116 251V249H115V251L113 250V248H112V250L113 251H111V250H109V247H108V249L107 248H105V245H104V250ZM158 249V248H157ZM182 249V250H181ZM259 249V248H258ZM164 250V249H163ZM53 251V250H52ZM97 251V252H96ZM103 251V250H102ZM105 252V251H104ZM32 253V252H31ZM80 253V252H79ZM117 253V252H116ZM126 253V252H125ZM76 254V253H75ZM97 254V258L95 257V255ZM105 254V253H104ZM114 253H112V255H113ZM247 254L249 255L250 254V257L248 256L247 257ZM27 255V254H26ZM53 255V254H52ZM77 255V254H76ZM100 256L102 255V253L101 254H99ZM107 255V254H106ZM109 255H111V253H109ZM111 255V259H112V262H113V258L112 257H114V256H112ZM115 255V254H114ZM118 255V254H117ZM115 255V257L116 258H114V263H112V264H136V263H134L133 262V260H128V261H126L125 259V254L124 255H122V254H120V256L118 255ZM246 255V260L245 259H243V256H245ZM32 256V255H31ZM57 256V255H56ZM73 256V255H72ZM102 256H105V255H102ZM124 258H123V257ZM30 257V256H29ZM29 257H27V258H29ZM36 257V256H35ZM93 257H95L94 259H93ZM13 258V257H12ZM39 258V257H38ZM55 258V257H54ZM53 258V259H54ZM104 258V257H103ZM257 258V259H256ZM13 259V260H14ZM74 259V258H73ZM93 259V260H92ZM51 261H53L52 259H50ZM105 260V259H104ZM39 261V260H38ZM41 261V260H40ZM40 261H39V263H40ZM55 261V260H54ZM34 262V261H33ZM48 262V261H47ZM39 263H37V264H39ZM42 263V262H41ZM40 263V264H41ZM7 264V263H6ZM10 264V263H9Z\"/></svg>", "mask_w": 264, "mask_h": 264}]
</instances>
